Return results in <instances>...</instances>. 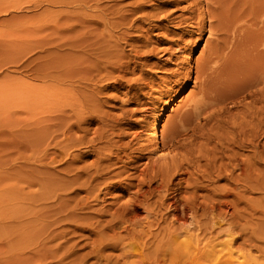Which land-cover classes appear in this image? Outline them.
<instances>
[{"label":"bare ground","instance_id":"6f19581e","mask_svg":"<svg viewBox=\"0 0 264 264\" xmlns=\"http://www.w3.org/2000/svg\"><path fill=\"white\" fill-rule=\"evenodd\" d=\"M89 1V0H88ZM95 1V0H94ZM93 1V2H94ZM99 2H102V1H100V0H98ZM152 0H150V2H151ZM158 1V0H157ZM156 1V2H157ZM160 1H162V0H160ZM170 1V4H175V5H179V4H181V2H183V3H185L186 5L184 6L183 4H181V5H183L184 7H179V11H180V13H178V14H174V15H176V16H172V20L174 21V20H177V22H176V24H178V26L180 27V26H183L182 24L184 23V25H185V23L186 24H189V25H187V26H192V27H194V25H197V29L196 30H198V31H203V30H201L202 28H204L203 27V25H204V23L206 22V21H208V33H209V35L210 36H213V38H214V36H215V40L212 42L213 44H214V46H212L213 48H211V45L209 46V50H208V53H207V51H206V53L207 54H205V57L203 56L202 58H200L199 60H197L196 61V63L194 64V69H195V71H194V73H195V77H194V80L195 81H197V84H198V86L201 88V91H199L201 94H200V99L198 100V103H197V101H195V99L193 100V102L195 101V103H197V104H194L193 102V105L194 106H191V107H189L190 108V110L188 109L187 111H184L183 110V112L182 113H180L178 116H177V113L175 114L176 116H177V118H176V120L178 119V122L176 121V124L174 125V128L170 131V133H168V136L166 137V138H169L168 140H169V142L167 143V142H164V140H167V139H164V140H162V138H161V140H159V131H160V129H159V127H160V118L159 117H157V116H159L158 114L156 115V117H154L155 118V121H154V123L152 124V127H150L151 128V130H152V143H153V148H154V151L153 152H151L150 150V153L148 152V151H146V152H148V154H149V156L150 157H146L145 156V160H144V163H141L142 165H143V167H139V165H141V164H139L138 165V167H137V165H135V164H133V163H135L138 159L140 160L141 158H144V156L142 155L141 157L138 155V158L135 160H132L133 162L130 164L129 163V161H127L129 164L128 165H125V166H128V167H125L124 165H122V168H124V173H125V169H129V171H130V169L133 171H130L129 173H131V174H128V175H126L125 176V178L123 179V178H120V179H122V180H116V175H118L120 172H118V169H117V172L115 171L113 174H114V176L116 177L115 178V180L116 181H105V178H104V173H102L103 172V170H107V169H109L110 170V168H111V166L112 165H115L116 163H118V164H120L119 162H121V161H119V159L121 158L120 156H119V153H121L122 154V152L124 151V149L123 150H119L120 148H118L117 146H115L116 148H115V150L118 148V153L116 152V153H111L113 150H112V148L106 153L105 152V150H103V152L104 153H102V151H101V149H100V151H97V150H94L96 153L95 154H93V155H95L96 156V154H97V156L95 157V159H94V161H91V163H89V164H87V165H83V166H75V162H76V160L73 158V156L72 155H70V153H75V152H73L72 151V147L74 148V144H76V143H74V142H77L78 144H82V142H83V138L85 137V134H83L82 136H80L81 138H82V140H80V138H78V136H77V138L75 139V138H73L72 136H74V135H72L71 134V131H72V129L73 128H77L78 130H80L79 128L82 126V128H83V124H90L95 118H96V116L97 115H93V113L91 114V113H87V114H89V115H87L86 113H85V111L83 110V108H81V109H79V107L80 106H82L81 105V102L79 101L80 99H83V97L82 96H79L78 95V93L80 92V94L82 95V93H81V91L82 90H85V88L86 89H88L87 88V86H91L93 89L95 88V87H93V85H91V84H94V83H91L90 84V82L92 81V80H94L95 81V78H93V76L95 77V76H98V74L100 73V71L102 70V69H104V67H103V65H108L107 64V57L108 58H110L108 55H107V57H106V59L104 58V61L106 62V64H104V61H102V56L103 55H99L100 57H101V59H99L94 65L92 64V65H90V66H87V64H85L84 65V67L82 66V64H83V62H84V60L86 61L87 59L86 58H88L89 56H91V54H92V52H91V54L88 56V54L87 53H90L88 50V52L87 51H85L84 50V48H83V46L82 45H79L78 43L77 44H75V42L73 43V42H71L70 41V39H68V40H66V41H69L67 44H61V45H63V47L61 48V47H59V50H61L62 49V51H61V53L63 54V61H62V59H60L59 61H62V63H59V64H61V66L62 67H60V68H63V69H61V70H63V72H59V66L56 64V62H55V65H51V67L52 68H50V65L48 66V69H49V71H50V73H51V75L49 76V74H47V76H49V78H48V80L50 79V83L48 82V81H46L47 80V78L45 79L44 77V82L46 81V82H48V83H46V84H48V85H44L43 87H38V86H35V84H31V83H27V82H25L24 83V81L23 80H19V82L17 81V85H15L14 87H10V88H8V85H7V89H5L4 91H3V95H1L0 97H2V102H4V104L5 103H7V104H11L14 108L13 109H15L16 111H14L13 113H12V106L10 105V107L8 108L7 106H5L6 107V109L8 108V109H10L11 111V114H10V112L9 111H7V113H9V114H7L6 112V116L3 114V112H2V114H3V118L5 119L6 117H7V121H8V119H9V121H8V124H11V121H10V119L12 120V119H14L15 121H18L17 123H16V125L18 126V127H16L15 126V129H16V132L13 130L14 129V124L15 123H13L12 125H4V126H6V127H9L10 126V128L11 127H13V129L11 130H9V128H8V131L9 132H6L7 131V129H4V130H6V131H2L1 133H2V135L3 134H6V135H12V137H13V132H15V136L17 137L16 138V143H17V147H15L14 145V148H16V155H17V158H19L17 161H19V162H21L20 164H19V162H18V164L19 165H17V168L18 169H20L21 171H23V169L27 166V169L28 170H26V168H25V170H26V173H27V171H29V169H31L32 167L34 168V166H36L35 164H34V159H36L37 157H38V155H37V157H35V153H37L38 151H40V152H43V154L41 155V154H39L41 157H44V158H40V162L42 163L43 162V164H45V165H48V164H46V163H57V162H59V161H61L60 160V158H59V156H60V154L62 155V157H64V159H66L65 157H68V158H70V156H72V158H71V160H69V161H67V160H65L66 162H63V159H62V162L63 163H65L64 164V167H60V166H58V167H60L61 169H58V167H57V169H58V173H60L59 175H61L62 174V178H63V184H61V182H59L57 185H60L61 187H57V188H55L57 191L58 190H60L59 192H55L54 191V193L51 195V197L53 198H50L51 200H53L52 202H53V204H54V202H55V206H59L60 204H62V209H64V211H65V213L63 214L62 213V215L64 216L65 215V218L68 220L67 222H71L72 224H70V226H68L69 225V223H68V225H66L67 227H71L70 229H68V230H65V232H71V234H72V232H75V230L76 231H78L77 229H79V230H81V231H86L87 232V234L89 235H91L92 234V237H93V235L95 236V238L94 239H91V237L90 236H88L87 238H90V244L87 242V244H89V247H90V251L89 252H86L84 255H88V254H90V255H92V256H96L95 258H97V260H98V258L99 259H101L102 261H104V264H264V248H260V244L262 243V242H264V236H262V235H264V233H261L262 235H259V233L257 234V232H255V229L253 228V227H251L252 229L250 230V228H248V230L249 231H247L246 230V228H245V226H244V228H245V230L244 231H246V232H244L243 230H240V225L237 223L236 224V221H234V220H236V219H234V218H238L236 215H239V214H235L234 215V213H235V211L234 212H229V204H228V200L229 199H227L228 197L227 196H229L232 192V194H231V196L232 195H234L233 196V198L234 199H231L232 201L234 200L235 202H237V205H235V206H237V207H239V203H240V201L242 202V196H241V192H244V190L246 189V187H249V188H247V190L248 189H252V187L254 186V185H257L256 184V182H257V174L259 173V170H260V167L257 165V163L254 161H252V160H250L251 158H255L256 156V152H255V150H254V152L253 153H249V154H251V155H247L245 158L244 157H242L241 158V156H242V154L239 152V150H240V148H243V147H246L247 145H245V142L244 141H239L240 139H238V141L240 142V143H238L237 144V142L235 141V140H237V139H233V144L235 145L236 144V146H234V147H236L237 149H235V151L233 150L231 153H227V148H229L228 146H229V144H230V142H231V140H230V142H228V144H226L225 145V142H224V145H219V146H217L216 148H214V146H212V142L210 143L211 144V146L213 147H211V149L212 150H210V151H208V150H206V149H204V150H206V152H205V154L203 155V153H204V151L203 152H200V153H202V156H204L205 158H203L202 157V159L204 160L205 159V162L202 164V165H194V160H196V162H195V164H197V163H200V161H197L198 159H193V158H195L194 157V155H192L193 153H195V152H197V151H195V152H192L193 151V149L195 150V149H197V146L198 147H200L201 146V144H202V141H200L201 142V144H199V145H197L196 146V148H195V146L194 145H196V143H194L195 142V138H194V136H193V132H194V135H195V130H197V129H200V128H202L203 126V128H205V126H207V125H205V124H208L207 122H209L210 123V120L211 121H214L215 120V118L217 119L218 118V116L221 114V113H219V107H221V108H223V105L220 103L221 101H220V99L223 101V97H228L229 98V96H230V94H232V93H230L229 95H227L226 94V92L228 91V93L229 92H231V89L230 88H232V91H233V94H235L234 93V88L233 87H231L233 84H234V82H233V84L230 86V84L232 83H230V81L227 79L228 78V75L229 74H227L226 72H225V68H224V64L226 63V65L227 64H229V63H227L228 62V60H231V61H235V59L236 60H238L237 59V56H239V51H238V49H239V44L241 43V42H243L244 40V37H243V35L244 34H246V33H244L243 31H244V24H243V18H241L242 16H241V13L242 12H244V11H240V9H241V7L240 6H244L245 4H248V5H250V6H253L254 8H257V6L258 5H256V7L254 6V4H256V3H258V2H256V0H234V1H232V0H169ZM240 1H243V3L241 4V2ZM258 1V0H257ZM78 2V1H77ZM83 2H86V1H83ZM91 2V1H90ZM98 2V3H99ZM123 2V1H122ZM145 2V1H144ZM147 2V1H146ZM153 2V1H152ZM163 2H164V0H163ZM240 2V4H238ZM256 2V3H255ZM97 3V4H98ZM104 3V2H103ZM131 3H132V1H131ZM133 3H135V1L133 2ZM138 3V2H137ZM154 3H155V1H154ZM153 3V5H155V4H157V5H159V3H155L154 4ZM81 4H82V2H81ZM106 4V3H105ZM114 4V3H113ZM115 4H118L117 2L115 3ZM114 4V5H115ZM120 4V3H119ZM118 4V5H119ZM128 4L129 3H127V6H128ZM149 4V3H148ZM147 4V5H148ZM169 4V3H168ZM204 4V6H205V8L204 9H202V7H204V6H202ZM262 4H264V3H262ZM84 5V4H83ZM101 5V4H100ZM100 5H98V6H100ZM109 5V4H108ZM126 5V4H125ZM130 5V4H129ZM135 5H137V4H135ZM140 5V4H139ZM137 6V7H134V8H131V7H128V9L129 8H131L130 10H125V9H121L123 12H120V13H117L118 11H119V9H118V11L116 10V8L115 7H113L112 8V10L115 8V10H116V13H114V11H113V13L115 14V16H113L112 18H113V20H111V22H110V20H109V24H110V26H111V28H109V29H112V30H109V31H111V34L110 35H107V34H109V32L107 33V28L108 27H106V29L107 30H105L106 31V33H104V30H102L103 31V35H102V38H101V40H103L102 42L103 43H107V47L103 44V45H101L100 44V42H99V44H100V46H96L95 48V50L97 51V53H98V51H99V49H100V52H104V51H108V53L107 54H109V55H111V56H113V54L116 56V58H114V59H116V61H114L113 63L114 64H112V66L114 67V68H116V69H114L115 71H117L116 72V74H117V77L119 78V80L120 79H122V74H125V73H122V72H126V73H128V66L126 67L127 69H123V68H121L120 66V62H122V60H123V47H125L126 45L127 46H129L131 49H133V51H134V61H135V57L136 58H139V53L140 52H138V51H140V50H136L135 48L138 46V44H137V46H135V42H140V39L139 40H137V39H135V40H133L134 38H136L135 36L137 35V33H138V31H146L147 32V30H148V28H145L144 27V25L145 24H148V26H150V28L151 29H153L154 27H158L159 25H158V22H160L163 18H166V17H168L167 15H168V13H165L166 12V9H167V7H166V9H165V7L163 6V5H161V3H160V6H155L154 8L152 7V5H151V7H152V9H149V8H147L148 9V11H145L144 10V8H142L141 6ZM93 6V5H92ZM97 6V5H96ZM96 7V8H98L99 9V7ZM121 6H123V5H121ZM133 6V5H132ZM144 6V5H143ZM102 7V6H101ZM100 7V8H101ZM104 7H105V5H104ZM109 7V6H108ZM110 7H112V5L110 6ZM116 7H118V6H116ZM120 7V6H119ZM147 7H149V5L147 6ZM94 8V7H93ZM103 8V7H102ZM123 8H124V6H123ZM258 8L260 9L259 11L261 12V14L259 15V20H258V23L260 24V27H259V34L256 36L257 38L255 39V41H254V39H253V42H255L253 45H254V52L253 53H255V55L257 56V54L258 53H261V55L262 54H264V8H260L259 6H258ZM97 9V10H98ZM106 9V8H105ZM108 9V8H107ZM111 9V8H110ZM110 9H108V10H110ZM101 10V9H100ZM100 10H98V11H100ZM103 10V9H102ZM149 10H151V11H149ZM173 10V9H172ZM252 10H254V9H250V11H251V13H253L252 12ZM257 10V9H256ZM84 11V10H83ZM168 11V10H167ZM103 12H104V10H103ZM103 12H99V15H97V16H99V18H101V21L99 20V19H95V20H97V22H99V24H101V25H105V26H108V25H106L107 23H106V21H105V19H107L108 18V16H109V14H107V18H105L104 19V17L106 16H104L103 17ZM108 12V11H107ZM106 12V13H107ZM110 12V11H109ZM138 12L140 13L139 15H138ZM169 12V11H168ZM173 12V11H172ZM171 12V13H172ZM85 13V12H84ZM100 13L102 14V17H100L101 15H100ZM105 12H104V14H106ZM112 13V14H113ZM137 13V15H136V17H134V16H132V15H135ZM160 14V13H162L161 15H159V17H156V15L157 14ZM176 13V12H175ZM98 14V13H97ZM248 14V13H247ZM247 14H246V12H245V16H247ZM254 14H257L256 12H254ZM89 15V14H88ZM172 15V14H171ZM201 15V16H200ZM243 15V14H242ZM243 15V16H244ZM257 15V16H258ZM73 16H75V15H73ZM77 16V15H76ZM81 16V15H80ZM84 16V15H83ZM91 16H93V15H91ZM91 16H89V18L91 17ZM96 16V15H95ZM184 16V17H183ZM252 16H253V14H252ZM255 16V15H254ZM253 16V17H254ZM68 17V16H67ZM86 17V16H85ZM88 17V16H87ZM86 17V18H87ZM132 17H134V18H132ZM155 17V18H154ZM72 18V17H71ZM88 18V19H89ZM98 18V17H97ZM152 18V19H151ZM158 18V19H157ZM170 17H168V19H169ZM68 19V18H67ZM66 19V20H67ZM91 19H93V18H91ZM91 19H89L90 20V23H93V20L91 21ZM109 19V18H108ZM111 19V18H110ZM246 19V18H245ZM254 20H256L255 18H253ZM257 19H258V17H257ZM73 20H78V19H76V17H75V19H73ZM84 20V19H83ZM89 20H87V21H89ZM99 20V21H98ZM171 20V18L168 20V21H170ZM69 21V20H68ZM152 21H154V22H156V24L155 23H153ZM245 21V20H244ZM71 22H72V20H71ZM95 22V21H94ZM96 22V23H97ZM139 22V23H138ZM251 22V21H250ZM255 22V21H254ZM254 22H253V24H254ZM78 23V22H77ZM83 23H85V22H83ZM88 23V22H87ZM138 23V24H137ZM169 23V22H168ZM173 23V22H172ZM245 23V22H244ZM246 23H247V21H246ZM256 23V22H255ZM79 24V23H78ZM89 24V23H88ZM87 24V25H88ZM98 24V23H97ZM171 24V23H170ZM174 24V23H173ZM175 24V25H176ZM71 25H73V24H71ZM77 25V24H76ZM82 25V24H81ZM92 25V24H91ZM96 25V24H95ZM100 25V26H101ZM162 25V24H161ZM252 24H250V26H251ZM255 25V24H254ZM257 25V24H256ZM75 26V25H74ZM80 26V25H79ZM93 26H94V24H93ZM97 26V25H96ZM99 26V25H98ZM97 26V27H98ZM109 26V27H110ZM177 26V27H178ZM257 26H259V25H257ZM72 27V26H71ZM70 27V28H71ZM146 27H147V25H146ZM165 27V26H164ZM246 27H248V26H246ZM254 27V26H253ZM256 27V26H255ZM87 28V27H86ZM93 28V27H92ZM103 28H105V27H101V29H103ZM160 28V27H159ZM190 28V27H189ZM195 28H196V26H195ZM258 28V27H257ZM73 29H75V27L73 28ZM88 30H89V28H87ZM96 29H98V28H96ZM133 30V29H135L137 32H136V34H134V38L132 39V37H133V35L131 36V34H130V30ZM150 29V30H151ZM164 29H166V28H164ZM205 29V28H204ZM246 29V28H245ZM68 30V29H67ZM131 30V32H135L134 30L132 31ZM149 30V31H150ZM154 30V29H153ZM159 30V29H158ZM246 30H249V29H246ZM253 30H254V28H253ZM255 30H257V29H255ZM70 31V30H69ZM74 31V30H73ZM72 31V32H73ZM98 31V30H97ZM101 31V30H100ZM100 31H99V33H100ZM191 31H193V30H191ZM190 31V32H191ZM71 32V33H72ZM79 32H81V31H79ZM78 32V33H79ZM86 32V31H85ZM90 32V31H89ZM92 32H96V31H92ZM114 32V33H113ZM197 32V31H196ZM246 32V31H245ZM75 33V32H74ZM140 33V32H139ZM139 33H138V35H139ZM148 33V32H147ZM146 33V34H147ZM198 33V32H197ZM199 33H201V32H199ZM203 33V32H202ZM241 33H243L242 35H241ZM249 33V32H248ZM253 33H255V32H252V36H254L253 35ZM69 34V33H68ZM89 34V33H88ZM87 34V35H88ZM133 34V33H132ZM145 34V32L143 33V36L142 37H144V36H147ZM251 34V33H250ZM72 35V34H71ZM86 34H84V35H82V36H85ZM86 35V36H87ZM97 35V34H96ZM137 35V36H138ZM248 35V34H247ZM69 36V35H68ZM78 37H79V35H77ZM81 36V35H80ZM90 36V38H91V36H95V35H93V34H91V35H88V37ZM139 36H141V35H139ZM138 36V37H139ZM252 36H251V38H252ZM66 37V36H65ZM77 37V38H78ZM88 37H85V38H88ZM97 37H100V36H96V38ZM255 37V36H254ZM68 38V37H67ZM70 38V37H69ZM84 38V39H85ZM93 38V37H92ZM91 38V39H92ZM246 38H248V37H245V40H247ZM66 39V38H65ZM79 39V38H78ZM83 39V40H84ZM89 39V38H88ZM94 39V38H93ZM93 39H92V41H93ZM100 39V38H99ZM98 39V40H99ZM144 39H146V38H143V40ZM152 39V38H151ZM72 40V39H71ZM81 40V39H80ZM86 40V39H85ZM142 40V41H143ZM155 40V39H154ZM213 39L211 38V41H212ZM251 40V39H250ZM250 40H248V41H250ZM47 41V40H46ZM49 41V40H48ZM56 41V40H55ZM135 41V42H134ZM184 41V40H183ZM182 41V42H183ZM208 41V40H207ZM206 41V42H207ZM40 42V41H39ZM42 42H45L44 40L42 41ZM51 42V41H50ZM57 42V41H56ZM55 42V43H56ZM63 42H64V40H63ZM80 42V41H79ZM90 42V41H89ZM96 42H97V40H96ZM121 42H123V44L125 45V46H123V44H121ZM148 42V41H147ZM154 42V41H153ZM245 42H247V41H245ZM34 43V42H33ZM32 43V44H33ZM41 43V42H40ZM48 43V42H47ZM58 43V42H57ZM60 43V42H59ZM91 43V42H90ZM93 44H94V42H92ZM143 43V42H142ZM144 43H146V40H144ZM148 43H150V42H148ZM147 43V44H148ZM152 43V42H151ZM249 43H251V41L249 42ZM42 45H43V43H41ZM50 44H53L52 42L50 43ZM81 44H85L86 45V43L83 41V43H81ZM97 44H98V42H97ZM175 44V43H174ZM178 44H179V42H178ZM212 44V45H213ZM243 44V43H242ZM34 45H35V43H34ZM33 45V46H34ZM45 45H46V42H45ZM60 45V46H61ZM89 45H91V44H89ZM140 45H141V43H140ZM149 46L151 45V44H148ZM246 45V44H245ZM247 45L249 46H251V44H248L247 43ZM23 46H25V45H23ZM22 46V47H23ZM33 46H31V48L33 47ZM39 46V45H38ZM37 46V47H38ZM52 46V45H51ZM92 46H94V45H92ZM91 46V47H92ZM142 46V45H141ZM140 46V47H141ZM176 46V48H173V47H170V48H173L174 50V52H177V54H179V57H180V54H182V53H184V51H186V47L185 46H183L182 45V47L181 46H177V45H175ZM174 46V47H175ZM242 46V45H241ZM43 47V46H42ZM85 47V46H84ZM91 47H90V50H91ZM108 47H110L109 49H107ZM139 47V48H140ZM152 47V46H151ZM245 47V46H244ZM25 48V47H24ZM23 48V49H24ZM39 48H41V47H39ZM57 48V47H56ZM61 48V49H60ZM89 48V47H88ZM126 48V47H125ZM124 48V49H125ZM130 48H126L127 49V51H128V49L130 50ZM147 48V47H146ZM154 49H153V51H155V50H158V49H155V48H157L156 46L155 47H153ZM169 48V47H168ZM167 48V49H168ZM169 48V49H170ZM241 48V47H240ZM246 48H248V47H246ZM251 48H252V46H251ZM250 47H249V49H251ZM34 49V48H33ZM54 49H55V47H54ZM87 49V48H86ZM93 49V48H92ZM125 49V50H126ZM142 49V48H141ZM148 49H149V47H148ZM151 49L152 48H150V51H151ZM164 49H166V47L164 48ZM164 49H163V51H164ZM169 49L167 50V51H169ZM243 49V48H242ZM47 50H48V48H47ZM52 50V49H51ZM143 50H144V48H143ZM160 50V49H159ZM243 50H247V49H243ZM252 50V49H251ZM50 51V50H49ZM91 51H94V50H91ZM125 52V53H127L128 54V52ZM131 51V50H130ZM132 51V52H133ZM146 51V50H145ZM238 51V53L236 54V52ZM47 52V51H46ZM95 52V51H94ZM143 51H141V53H142ZM152 52V51H151ZM165 52V51H164ZM170 52V51H169ZM174 52H172L171 51V54L172 53H174ZM204 52V51H203ZM246 52H248V50L246 51ZM250 53L249 54H251L252 52L251 51H249ZM45 53V52H44ZM59 54H60V51L58 52ZM79 53H80V56H79ZM96 53V52H95ZM130 53V52H129ZM148 53V52H147ZM48 54V53H47ZM62 54H60V55H62ZM81 54H87V56L88 57H86V55H85V59L83 60V62H82V57H84V55H82V57H81ZM94 54V53H93ZM106 54V53H105ZM149 54H151V53H149ZM168 54H170V53H168ZM242 54V53H241ZM240 54V55H241ZM248 54V55H249ZM46 55V54H45ZM51 55V54H50ZM53 55H55V54H53ZM59 55V56H60ZM96 55V54H95ZM97 55V57H99ZM125 55V54H124ZM146 55H148V54H146ZM174 55H176V54H174ZM243 55H244V53H243ZM48 56V55H47ZM94 56V55H93ZM142 56V55H141ZM151 56V55H150ZM170 56H172V55H170ZM242 56V55H241ZM256 56H255V58H256ZM44 57V56H43ZM46 57V56H45ZM48 57H50V56H48ZM56 57V56H55ZM78 59H77V58ZM92 57V56H91ZM104 57V56H103ZM131 57V56H130ZM133 57V56H132ZM130 58V60H132L133 61V58ZM178 57V56H177ZM249 57V56H248ZM251 57H252V55H251ZM254 57V56H253ZM258 58L257 59H259L260 58V56H257ZM51 58H53V57H51ZM128 58H129V54H128ZM166 58H169L168 56H166ZM171 58H173V57H171ZM175 58V57H174ZM244 58H246L245 56H244ZM262 58H264V57H262ZM261 58V59H262ZM58 59V58H57ZM89 59V58H88ZM94 59V58H93ZM96 59V58H95ZM98 59V58H97ZM180 59V58H179ZM256 59V60H257ZM260 59V61H262ZM31 60V59H30ZM29 60V61H30ZM37 60V59H36ZM35 60V61H36ZM47 60H50V58L49 59H47ZM90 60H92V59H90ZM109 60V59H108ZM111 60H113V58L111 59ZM111 60H109L110 62H111ZM129 60V59H128ZM164 60V59H163ZM170 60V59H169ZM225 61V60H227V62H222V61ZM239 60H241V58H239ZM238 60V61H239ZM245 60V59H244ZM248 59H246L244 62L246 63V61H247ZM250 60V59H249ZM26 61V60H25ZM57 61V60H56ZM88 61V60H87ZM86 61V62H87ZM96 61V60H95ZM134 61H133V64L132 65H134ZM176 61V60H175ZM242 61V60H241ZM20 62H21V60H20ZM46 62V61H45ZM44 62V63H45ZM53 62H54V60H53ZM127 62V61H126ZM136 63H138L137 62V60L135 61ZM179 62H181V61H179ZM230 62V61H229ZM237 62V61H236ZM248 62V61H247ZM258 62V61H257ZM27 63V62H26ZM28 63H30V62H28ZM28 63H27V65H28ZM40 63V62H39ZM48 63H50V62H48ZM90 63H91V61H90ZM123 63V62H122ZM124 63H125V61H124ZM123 63V64H124ZM130 63H132L131 61H130ZM178 63V62H177ZM234 63V62H233ZM233 63H231L232 65H233V67H234V64ZM252 63H253V61H252ZM252 63H250V64H252ZM262 63H264V62H262ZM32 64H33V62H32ZM35 64H38V63H35ZM126 64V63H125ZM128 64H129V62H128ZM128 64H126V65H128ZM153 64V63H152ZM180 64V63H179ZM179 64H177V65H179ZM237 63H235V65H236ZM242 64V63H241ZM249 64V63H248ZM259 64V63H258ZM257 64V65H258ZM22 65V64H21ZM31 65V64H30ZM29 65V66H30ZM41 65V64H40ZM88 65H89V63H88ZM111 65V64H110ZM109 65V66H110ZM129 65H131V64H129ZM131 65V66H132ZM154 65V64H153ZM243 65V64H242ZM253 65H256V63L254 64L253 63ZM260 65V66H259ZM258 66L259 67H261V64H259ZM25 66H26V64H25ZM24 65L22 66L23 67V70H24V67H25ZM28 66V67H29ZM37 66V65H36ZM43 66V65H42ZM108 66V67H109ZM111 66V67H112ZM123 66V65H122ZM130 66V67H131ZM228 66V65H227ZM231 65H229V67H230ZM237 66V65H236ZM239 66H240V64H239ZM250 66V65H249ZM28 67H25L26 69L28 68ZM31 67H33V66H31ZM44 67H47V63H46V66H44ZM177 67V66H176ZM181 67H183L182 65H181ZM253 67H255V66H253ZM259 67H256V69L258 70V68ZM262 67H264V66H262ZM20 68H21V66H20ZM30 68V67H29ZM43 68V67H42ZM105 68H107V66L105 67ZM110 68V67H109ZM109 68H107V69H109ZM184 68V67H183ZM186 68V67H185ZM193 68V67H192ZM231 68H232V66H231ZM236 68V67H235ZM237 68H238V66H237ZM33 69H35V68H33ZM36 69H37V67H36ZM41 69V68H40ZM107 69H104V71H106ZM119 69V70H118ZM131 69H132V67H131ZM169 69V68H168ZM178 70H179V68H177ZM173 70V71H171V69H170V73H167L168 75V77L167 78H169L170 76L172 77V79L169 81V79H165L166 81H165V84L164 85H167V84H169V83H174V84H178V83H180V81H182L181 79H184V81H188L190 78H191V73L193 72V71H191V67H190V70H188V68H186L187 69V71L186 72H179L178 70ZM247 69V68H246ZM32 70V69H31ZM42 70V69H41ZM46 70H47V68H46ZM110 70H112V68L110 69ZM133 70V69H132ZM184 70V69H183ZM228 70V69H227ZM230 70H232V69H230ZM236 70V69H235ZM234 70V72H236ZM239 70H241V69H239ZM244 70V69H243ZM249 70V69H248ZM255 70V69H254ZM20 71V70H19ZM28 71V70H27ZM35 72H36V70H34ZM38 71V70H37ZM49 71L47 70V72L49 73ZM103 71V73H104V75H106V73ZM119 71L122 73V74H118L119 73ZM135 71V70H134ZM245 71V70H244ZM253 71V70H252ZM29 72H30V69H29ZM32 72V71H31ZM41 72H43V70L41 71ZM44 72H45V70H44ZM111 72V71H110ZM131 72V71H130ZM137 72V71H136ZM166 72H168V70L166 71ZM223 72L224 73H226L227 74V78L226 79H224V77H223ZM239 71H237V73H238ZM241 72H243V71H241ZM241 72H240V77H241ZM255 73L257 72V71H254ZM258 72H260V70L258 71ZM257 72V73H258ZM262 72H264V71H261L260 73L261 74H264V73H262ZM24 73V72H23ZM37 73V72H36ZM40 73V72H39ZM90 73H91V76H90ZM112 73V72H111ZM133 73V72H132ZM131 73V74H132ZM230 73H231V71H230ZM247 73V72H246ZM251 73V72H250ZM250 73L248 74V75H250ZM253 73V72H252ZM259 73V74H260ZM113 74V73H112ZM129 74V73H128ZM139 74V73H138ZM169 74H170V76H169ZM238 74H236V75H238ZM260 74V75H261ZM41 75V74H40ZM44 75H45V73H44ZM43 75V76H44ZM85 75L87 76V77H85ZM101 75V74H100ZM107 75H108V72H107ZM133 75V74H132ZM131 75V76H132ZM135 75V74H134ZM140 75V74H139ZM245 75V74H244ZM248 75H247V77H248ZM254 75V74H253ZM257 75L258 74H255V76L257 77ZM90 76V77H89ZM111 76V75H110ZM109 76V77H110ZM143 76V75H142ZM224 76H226L225 74H224ZM262 76V75H261ZM261 76H260V78L258 77V81L260 80V79H262V78H264V77H262L261 78ZM31 77H34V76H31ZM38 77H40V76H38ZM108 77V78H109ZM115 77V76H114ZM117 77H115L116 79H117ZM125 77V76H124ZM139 77V76H138ZM144 77V76H143ZM232 77V76H231ZM231 77H229L231 80H232V78ZM239 77V79H241ZM252 77V76H251ZM256 77H255V79H256ZM35 78L36 79H38L36 76H35ZM41 78H42V76H41ZM60 78H63L64 80H61L60 81ZM93 78V79H92ZM134 78H136V77H134ZM150 78V77H149ZM149 78H147V79H145V80H148ZM243 78V77H242ZM249 78V77H248ZM254 77H252L250 80L251 81H248V82H252ZM80 79H87V80H89L90 82H89V84H87V85H85L84 84V86H81L80 85V83L79 82H81L80 81ZM98 79H99V77H98ZM97 79V80H98ZM107 79V78H106ZM105 79V80H106ZM110 79H112V78H110ZM114 79V78H113ZM124 79V80H123ZM122 80H123V82L125 81V78H123ZM129 79H131V78H129ZM128 79V80H129ZM132 79H133V77H132ZM131 79V80H132ZM138 79V78H137ZM141 79H144V78H141ZM245 78H243V80H244ZM42 80V79H41ZM65 80H68L69 82L71 81L72 83H73V81L75 80V82L76 83H78L77 85H75V87L76 88H74L73 86H72V84H69V83H65ZM77 80V81H76ZM86 80V81H87ZM97 80H96V82H97ZM101 80H103L102 78H101ZM135 80V79H134ZM139 80V79H138ZM162 80V82H163V80L164 79H161ZM161 80H159V81H161ZM248 80V79H247ZM257 80V79H256ZM262 80H264V79H262ZM261 80V81H262ZM14 81V80H13ZM116 81V80H115ZM118 81V80H117ZM136 81V80H135ZM240 81V80H239ZM261 81H259L258 83H262ZM59 82H64V86H60L59 85ZM67 82V81H66ZM83 82V81H82ZM88 82V81H87ZM93 82V81H92ZM133 82V81H132ZM138 82H141V83H143L142 82V80H140V81H138ZM138 82H136V83H138ZM146 82V81H145ZM169 82V83H168ZM242 82V81H241ZM244 82V81H243ZM254 82V81H253ZM253 82H252V85H253ZM257 81H255V83H256ZM35 83V82H34ZM125 83H127V82H125ZM130 83V82H129ZM129 83L127 84L128 86H129ZM135 83V84H136ZM158 83H160V82H158ZM240 83V82H239ZM238 83V84H239ZM257 83V84H258ZM61 84V83H60ZM65 84L67 85V86H65ZM117 84V83H116ZM121 84V83H120ZM133 84H134V82H133ZM140 84V83H139ZM151 84H154V82H153V79L151 80V81H147L146 83H144V87L146 86H151ZM173 84V85H174ZM245 84V83H244ZM249 85H247V86H250L251 84L250 83H248ZM257 84H255V85H257ZM131 85H132V83H131ZM170 85V84H169ZM239 85H241V84H239ZM46 86H48V87H46ZM95 86H97V85H95ZM118 86H120L119 85V83H118ZM117 86V87H118ZM123 86H125V84H123ZM135 86V85H134ZM153 86V85H152ZM151 86V87H152ZM158 86H159V84H158ZM163 86V85H162ZM244 86V85H243ZM242 86V87H243ZM254 86V85H253ZM252 86V87H253ZM65 87V88H64ZM102 87V86H101ZM105 87V86H104ZM114 87V86H113ZM112 87V88H113ZM131 87H133V85L132 86H130L129 88L128 87H126V90H125V92H123L124 94L123 95H125V96H127L124 100H129V95H131V94H133V93H130V90H131ZM141 87H143V86H141ZM170 87H172L171 85H170ZM234 87H235V85H234ZM236 87H237V85H236ZM235 87V88H236ZM246 87V86H245ZM245 87H244V89H245ZM259 87V86H258ZM5 88V87H4ZM96 88H98V87H96ZM95 88V89H96ZM116 88V85H115V87H114V89ZM123 88V87H122ZM121 88V89H122ZM134 88V87H133ZM166 88H168V87H166ZM238 88V87H237ZM246 88H248V87H246ZM90 89V88H89ZM95 89H94V91H95ZM103 89V88H102ZM102 89L100 90V91H102ZM120 89V88H119ZM139 89V88H138ZM227 89H229V90H227ZM92 90V89H91ZM97 90V89H96ZM133 90V89H132ZM131 90V91H132ZM140 90H142V88H140ZM165 90H167V89H165ZM246 91H247V89H245ZM244 90V91H245ZM118 91H120V90H118ZM117 90H116V92H118ZM136 91H138L139 92V90H136ZM261 91H264V90H261ZM83 92V91H82ZM91 92V91H90ZM89 92V93H90ZM97 92V91H96ZM104 92V91H103ZM135 92V91H134ZM240 92V91H239ZM84 93V92H83ZM87 93V92H86ZM91 93H93V92H91ZM98 93V92H97ZM122 93V92H121ZM145 93V92H144ZM165 93V92H164ZM167 93H169V92H167ZM222 93H225V96L222 94ZM241 93H243V92H241ZM240 93V94H241ZM248 93V92H247ZM100 94V93H99ZM99 94H98V96H99ZM140 94H141V92H140ZM147 94V93H146ZM162 94V93H161ZM166 94V93H165ZM261 94V96H262V92L260 93ZM76 95H78L77 97H82V98H75V96ZM92 95H95V94H92ZM91 95V96H92ZM122 95V96H123ZM134 95H135V98H137V100H136V103H142L141 101H143L142 99H140V97H136L137 95H138V93H134ZM163 95V94H162ZM170 95V94H169ZM168 95V96H169ZM237 95H238V93H236V95H234V96H236L237 97ZM244 95V94H243ZM256 95V94H255ZM255 95H253V97L255 96ZM84 96H86V95H84ZM117 96V95H116ZM141 96V95H140ZM161 96V95H160ZM165 96V95H164ZM233 95L232 96H230V97H232V100H233V97H234ZM260 96V97H261ZM89 97H90V94H89ZM88 97V93H87V97H85V98H89ZM94 97H96V96H94ZM130 97H132V95L130 96ZM156 97H158V96H156ZM85 98H84V100H85ZM91 98V97H90ZM96 98H98V101H99V97H96ZM95 98V101H97V99ZM134 98V97H133ZM170 98V97H169ZM228 98L226 99V100H228ZM1 99V98H0ZM79 99V100H78ZM92 99V98H91ZM107 99V98H106ZM118 99V98H117ZM121 99V98H120ZM120 99H119V101H120ZM123 99V98H122ZM144 99V98H143ZM154 99V98H153ZM156 99V98H155ZM159 100H160V98H158ZM171 99V98H170ZM198 99V98H197ZM196 99V100H197ZM224 99V100H225ZM230 99V98H229ZM261 99V98H260ZM94 100V99H93ZM114 100V99H113ZM225 100V101H226ZM255 100H256V98H255ZM86 101H87V99H86ZM85 101V102H86ZM89 101H91L90 99H89ZM105 101V100H104ZM129 101H131V99L129 100ZM129 101H127V102H129ZM171 101V100H170ZM180 101V100H179ZM2 102H1V104H2ZM85 102L83 103V100H82V103H83V105L85 104ZM94 102V101H93ZM100 102V101H99ZM116 102V101H115ZM121 103L120 104H122V101H120ZM232 102V101H231ZM230 102V103H231ZM248 102H249V100H248ZM90 103V102H89ZM98 103V102H97ZM123 103H126L125 101L123 102ZM130 103V102H129ZM152 103H154V102H152ZM222 103H225V102H222ZM243 103V102H242ZM241 103V104H242ZM253 103H254V101H253ZM258 103V102H257ZM4 104H2V105H4ZM86 104H88V102H86ZM95 104V103H94ZM143 104H145L144 102H143ZM157 104V103H156ZM156 104H154V105H156ZM233 104V103H232ZM250 104V103H249ZM256 104V103H255ZM259 104V103H258ZM6 105V104H5ZM45 105H47V107H48V105L49 106H51V107H49V109H51L50 111H52V109L54 110V108L56 107V109H57V107L59 108V106L61 107L58 111H61L60 112V114H59V112L57 113V111L55 110L52 114H53V116H52V114L50 113V119H48V120H46V121H44V119L43 118H41V116L39 117V118H41V119H39V118H37V116L39 115L38 114V112L40 111V109H42V107L44 106V108H45ZM98 105V104H97ZM138 105V104H137ZM219 105V106H218ZM222 105V106H221ZM226 105V104H225ZM254 105V104H253ZM42 106V107H41ZM79 106V107H78ZM85 106H87V105H85ZM90 106V105H89ZM122 106V105H121ZM217 106V107H216ZM231 106V105H230ZM238 106V105H237ZM245 107H248V106H246V105H244ZM2 108L4 107V106H1ZM0 107V108H1ZM5 107H4V109H5ZM41 107V108H40ZM46 107V108H47ZM54 107V108H53ZM67 107H69V109L67 108ZM93 107V106H92ZM97 107V106H96ZM124 107V106H123ZM193 107V108H192ZM218 109H216V108ZM38 108H40L39 110H38ZM66 108H67V110H66ZM88 108V107H87ZM99 108V107H98ZM144 108V107H143ZM146 108V107H145ZM144 108V109H145ZM153 108V107H152ZM221 108H220V111H221ZM226 108V107H225ZM48 109V110H49ZM94 109V108H93ZM147 109V108H146ZM216 109V110H215ZM234 109V108H233ZM255 109V108H254ZM257 109V108H256ZM38 110V111H37ZM45 111L46 109H42V111ZM81 110H83V112L81 111ZM86 110H89V109H86ZM92 110V109H91ZM95 110V109H94ZM102 110V109H101ZM125 110V109H124ZM124 110H123V112H124ZM150 110H151V108H150ZM211 110V111H210ZM225 110V109H224ZM228 110V109H227ZM226 110V111H227ZM232 110V109H231ZM236 110V109H235ZM238 110V109H237ZM240 110V109H239ZM245 110H247V109H245ZM250 110V109H249ZM260 110H262L261 108H260ZM47 111V110H46ZM50 111H47V112H50ZM133 111V110H132ZM226 111H224V112H226ZM230 111V109L227 111V113ZM251 111V110H250ZM87 112V111H86ZM91 112V111H90ZM94 112V111H93ZM127 112H129V110L127 111ZM136 112V111H135ZM149 112V111H148ZM161 112V111H160ZM178 112V111H177ZM207 112H210L209 114H206L205 115V113H207ZM233 112V111H232ZM242 112H243V110H242ZM247 112H248V110H247ZM252 112V111H251ZM86 114L85 116L83 115V114ZM95 113V112H94ZM101 113V112H100ZM150 113H154V112H150ZM150 113H148V114H150ZM223 113V112H222ZM236 113V112H235ZM38 114V115H37ZM47 114H49V113H47ZM102 114V113H101ZM128 114V113H127ZM130 114V113H129ZM132 115H133V113H131ZM156 114V113H155ZM155 114L153 115V116H155ZM219 114V115H218ZM229 114V113H228ZM232 114V113H231ZM231 114H229V115H231ZM234 114V113H233ZM243 114H245V113H243ZM252 114V113H251ZM37 115V116H36ZM100 115V114H99ZM124 115V114H123ZM126 115V114H125ZM124 115V116H125ZM131 115V116H132ZM147 115V114H146ZM161 115V114H160ZM202 115H205V118H203V116ZM256 115H258V113H256ZM102 116V115H101ZM104 116H106V115H104ZM152 116V117H153ZM201 116H202V118L204 119V120H202V122L203 123H201L200 122V124L198 125V121L201 119ZM224 116H225V114H224ZM226 116H228L227 114H226ZM235 116V115H234ZM243 116V115H242ZM260 116V115H259ZM42 117H44L45 118V116H42ZM95 117V118H94ZM220 117V116H219ZM231 117V116H230ZM254 117H255V115H254ZM1 118V117H0ZM47 118V117H46ZM101 118V117H100ZM99 118V119H100ZM146 118V117H145ZM154 118H153V120H154ZM227 118V117H226ZM239 118H242V117H240L239 116ZM249 118H250V115H249ZM262 118H264V117H262ZM43 119V120H42ZM244 119V118H243ZM3 120V119H2ZM1 120V121H2ZM43 121L44 122V124H43V122H42V124H41V122L40 121ZM98 120V119H97ZM105 120H106V118H105ZM105 120H104V122H105ZM112 120H113V118H112ZM142 120V119H141ZM147 120V119H146ZM145 120V121H146ZM220 120V119H219ZM236 120H237V118H236ZM240 120V119H239ZM258 120V119H257ZM4 121V120H3ZM2 121V122H3ZM102 121V120H101ZM144 121V120H143ZM151 121V120H150ZM173 121V120H172ZM218 121V120H217ZM221 121V120H220ZM226 121V120H225ZM229 121V120H228ZM259 121H261V120H259ZM1 122V123H2ZM10 122V123H9ZM12 122H13V120H12ZM98 122V121H97ZM116 123H117V121H115ZM214 122H216V121H214ZM230 122V121H229ZM231 122H233L234 123V121H231ZM242 122V121H241ZM19 123V124H18ZM108 123V122H107ZM110 123H112V121L110 122ZM205 123V124H204ZM219 123V122H218ZM226 123H227V125H228V122L226 121ZM226 123H224V124H226ZM233 123H229L230 125H232ZM245 123H246V120H245ZM255 123V122H254ZM113 124V123H112ZM172 124V123H171ZM197 124V125H196ZM214 124V127L215 126H217V124L215 125V123H213ZM222 124V123H221ZM224 124H222V125H220V124H218L220 127L221 126H223ZM237 125V123L235 122L234 123V127ZM248 124V123H247ZM262 124H264V123H262ZM1 125V124H0ZM3 125V124H2ZM106 125V124H105ZM115 125V124H114ZM193 126V125H195V127L197 126H199L200 127V125H202V127H200V128H197V129H195L194 127H190V126ZM240 125V124H239ZM238 125V126H239ZM246 125V124H245ZM253 125V124H252ZM3 126V128H6V127H4ZM85 126V125H84ZM100 126V125H99ZM104 126V125H103ZM151 126V125H150ZM166 126V125H165ZM171 126H173V125H171ZM213 126V125H212ZM218 126V127H219ZM225 126V125H224ZM229 126V125H228ZM115 127V126H114ZM209 127V126H208ZM211 127V126H210ZM214 127H213V129H212V127H211V129H212V132H214L215 130H214ZM217 127V128H218ZM219 127V128H220ZM226 127V126H225ZM230 127H232V126H229V128ZM2 128V127H1ZM86 128V127H85ZM84 128V129H85ZM88 128V127H87ZM86 128V129H87ZM110 128V127H109ZM108 128V129H109ZM112 128V127H111ZM195 130H194V129ZM207 128V127H206ZM223 128V127H222ZM238 130H240L238 127H236ZM250 128V127H249ZM253 128V127H252ZM85 129V130H86ZM102 129H104V128H102ZM101 129V130H102ZM113 129V128H112ZM120 129V128H119ZM210 129V128H209ZM207 130V131H210L209 133H210V135L212 134V136H214V134L211 132V130ZM235 129V128H234ZM234 129H233V131H234ZM241 129H243V128H241ZM3 130V129H2ZM100 130V131H101ZM214 130V131H213ZM217 130V129H216ZM220 130H221V128H220ZM227 130H229V129H227ZM236 130V129H235ZM237 130V131H238ZM250 130V129H249ZM10 131H13V132H10ZM87 131V130H86ZM105 131V130H104ZM109 131V130H108ZM189 131H191V132H189ZM199 132H202L203 130H198ZM198 131H197V133H198ZM204 131H206V130H204ZM204 131H203V133H204ZM222 131L223 132H225L224 131V129H222ZM230 131V130H229ZM97 133H98V131H96ZM102 132H103V130H102ZM102 132H100V135H98L97 133V135H93V136H91V138L92 137H94V138H90L91 140L88 142V143H90V144H85V141H84V144L86 145L85 147L87 148V147H89L90 148V146H91V144H93L94 143V139H95V136H97V138H99V139H102V136H101V133ZM110 132V131H109ZM112 132H114V131H111V133ZM161 132V131H160ZM218 132V131H217ZM221 132V131H220ZM222 132V133H223ZM231 133H232V129H231V131H230ZM229 132V134L231 135V133ZM240 132V131H239ZM13 133V134H12ZM40 134V136H38L37 137V135H39ZM74 133V132H73ZM86 133V132H85ZM89 132L87 131V134H88ZM190 133V134H189ZM208 133V134H209ZM234 133V132H233ZM232 133V134H233ZM237 133V132H236ZM90 134V133H89ZM105 134H107V133H105ZM121 134V133H120ZM136 134V133H135ZM139 134V133H138ZM187 134H189L190 136H191V139H190V141H189V139H188V137H186L185 135H187ZM200 134V133H199ZM220 134V133H219ZM225 134H228V133H225ZM228 134V135H229ZM235 134V133H234ZM233 134V137L236 135H234ZM241 134V133H240ZM240 134H238V136L240 135ZM244 134V133H243ZM243 134H241V135H243ZM248 134V133H247ZM107 135H109V134H107ZM113 135V134H112ZM117 135V134H116ZM179 135H184L185 137H186V139H185V137H184V139L187 141L188 140V143L187 144H183V142H182V144L181 145H178L177 144V141L178 140H181V139H183L181 136V139L178 137ZM188 135V136H189ZM196 135H198V134H196ZM201 135L202 134H200V136L198 135V136H196L197 138L199 137H201ZM215 135H216V133H215ZM218 135V134H217ZM216 135V136H217ZM230 135H229V137H230ZM252 135V134H251ZM76 136V135H75ZM138 136V135H137ZM204 136H207V135H203L202 137H204ZM211 136V138H217L216 136H214V137H212ZM221 136V135H220ZM232 136V135H231ZM237 136V135H236ZM237 136V137H238ZM8 137V136H7ZM107 137V136H106ZM108 137H110V136H108ZM107 137V138H108ZM134 137H136V135L134 136ZM178 137V139H176ZM208 137H209V135H208ZM223 137H225V138H227L226 137V135L225 136H223L222 135V138ZM228 137V138H229ZM232 137V138H233ZM239 137H242V136H239ZM238 137V138H239ZM251 137V136H250ZM253 137V136H252ZM255 137H257L256 135H255ZM260 137V136H259ZM1 138V137H0ZM2 138H6L5 136L4 137H2ZM15 138V137H14ZM121 138V137H120ZM119 138V139H120ZM139 138V137H138ZM141 138V137H140ZM164 138V137H163ZM190 138V137H189ZM193 138V139H192ZM211 138H204L205 140H204V143L205 142H207L208 143V141H210L209 139H211ZM218 138H219V136H218ZM227 138V139H228ZM8 139H9V137H8ZM203 139V138H202ZM206 139H207V141H206ZM226 139V140H227ZM231 139V138H230ZM255 139V138H254ZM2 140V139H1ZM0 140V141H1ZM12 140H13V138H12ZM45 140V141H44ZM103 140H104V138H103ZM103 140H101L102 142H104ZM109 140V139H108ZM106 138H105V144L107 145V143L109 142ZM143 140V139H142ZM147 140V139H146ZM212 140V139H211ZM213 140H215V139H213ZM217 140V139H216ZM215 140V141H216ZM221 140V139H220ZM220 140H217V142L218 141H220ZM224 141H225V139H223ZM7 141V140H6ZM5 141V142H6ZM14 141V140H13ZM11 142V139H10V143H15V141L14 142ZM82 141V142H81ZM132 141V140H131ZM141 141V140H140ZM194 141V142H193ZM197 141V140H196ZM229 141V140H228ZM3 142H4V140H3ZM44 142V143H43ZM95 142H96V140H95ZM98 142V141H97ZM99 142H100V140H99ZM107 142V143H106ZM119 142V141H118ZM144 142V141H143ZM199 142V141H198ZM197 142V143H198ZM221 142H223V141H220V143ZM227 142V141H226ZM15 143V144H16ZM43 143V144H42ZM87 143V142H86ZM101 143V142H100ZM112 143V142H111ZM114 143V142H113ZM112 143V144H113ZM117 143V142H116ZM121 143V142H120ZM136 143V142H135ZM138 143H139V141H138ZM142 143V141L140 142V144ZM193 143H194V145H193ZM219 143V142H218ZM232 143V142H231ZM256 143V142H255ZM96 144V143H95ZM126 143H124V145H125ZM128 144H129V142H128ZM130 144H132V143H130ZM142 144H145V143H142ZM223 144V143H222ZM252 148L254 147L255 148V146H254V143H253V139L251 138L250 139V141H249V143H248ZM261 144V143H260ZM83 145V144H82ZM97 145V144H96ZM106 145H104L103 144V146H101L102 148L104 147V148H107V147H105ZM109 145H111V144H109ZM114 145V144H113ZM116 145V144H115ZM119 145V144H118ZM127 145V144H126ZM139 145V144H138ZM190 145V147H191V145H193L194 146V148H192V150H190L189 149V146ZM202 145H204V144H202ZM209 144H205V146L207 147ZM213 145H216V144H213ZM228 145V146H227ZM52 146V147H51ZM79 146V145H78ZM95 146V145H94ZM93 146V147H94ZM128 146H130V145H128ZM140 146L141 145H139V149H142V148H140ZM178 146H183L184 148H188V151H187V153H188V156L190 157V156H193L192 158H187V156H185L184 158H180V157H178V153H179V155H181L182 156V154H183V152L184 151H180L179 149H177V147ZM8 147V146H7ZM53 148L54 150L56 149V151L57 150H59V152L57 151H52V149H50L51 150V154H47V150L49 149V148ZM77 147V146H76ZM75 147V148H76ZM84 147V146H83ZM92 146H91V148H93ZM99 147V146H98ZM98 147L96 146L95 148H97L98 149ZM109 147V146H108ZM113 147V146H112ZM119 147H120V145H119ZM124 147H126V146H124ZM137 147V146H136ZM145 147V146H144ZM151 147V146H150ZM149 147V148H150ZM182 147V150L184 149ZM202 147V146H201ZM200 147V148H201ZM210 147V146H209ZM209 147H207V149L209 148ZM260 147V146H259ZM6 148V147H5ZM11 148V147H10ZM9 148V149H10ZM13 147H12V149H14ZM71 148V152H69V149ZM79 148H80V146H79ZM103 148V149H104ZM114 148V147H113ZM123 148V147H122ZM152 148V149H153ZM178 148H180L181 149V147H178ZM203 148H205L204 146L202 147V149ZM248 148V147H247ZM253 148V149H254ZM7 149V148H6ZM11 149V150H12ZM88 149V148H87ZM86 149V150H87ZM145 149V148H144ZM143 149V150H144ZM252 149V150H253ZM49 150V151H50ZM74 150V149H73ZM83 150V149H82ZM85 150V152L87 153V151ZM92 150V149H91ZM90 149H88V152H90L91 151ZM112 150V151H111ZM137 151H138V147H137V149H136ZM146 150V149H145ZM148 150V149H147ZM177 150H179V151H177ZM190 150V151H189ZM197 150H199V148L197 149ZM8 151V150H7ZM15 152V149L14 150H12V152ZM111 151V152H110ZM122 151V152H121ZM140 151V150H139ZM142 151V150H141ZM201 151V150H200ZM231 151V150H230ZM242 151V150H241ZM9 152H11L10 150H9ZM9 152L7 153L6 151L4 152V153H7L8 154V156H9ZM12 152L10 153L11 155H12ZM78 152V151H77ZM115 152V151H114ZM181 152H182V154H181ZM186 152V151H185ZM190 152H191V154H190ZM1 154H2V152H0ZM80 153H82V152H80ZM92 153H94L93 151H92ZM124 153V152H123ZM142 153H144V152H142ZM199 153V154H200ZM245 153V152H244ZM76 154V153H75ZM78 154V153H77ZM125 154V153H124ZM186 154V153H185ZM185 154H183V155H185ZM196 154V153H195ZM15 155V156H16ZM80 155V154H79ZM83 155H85V153L83 154ZM187 155V154H186ZM196 155H198V152H197V154ZM195 155V156H196ZM258 155V154H257ZM2 156H4V155H2ZM14 155H12V157H13ZM136 156V155H135ZM134 156V157H135ZM200 156H201V154H200ZM199 156V157H200ZM244 156V155H243ZM7 157V156H6ZM10 157V159H11V161L15 158V157H13V159L11 158V156H9ZM9 157H7L8 159H9ZM57 157L59 158V159H57ZM61 157V158H62ZM76 157V156H75ZM78 157V156H77ZM80 158L82 157V155L81 156H79ZM4 158V157H3ZM7 158L5 159H3V161H7ZM16 158V159H17ZM196 158H198V157H196ZM260 158V157H259ZM0 159H1V156H0ZM20 159H21V161H20ZM48 159V162L46 161V160ZM77 159V158H76ZM79 159V158H78ZM2 160V159H1ZM1 160H0V162H1ZM15 160V159H14ZM13 160V161H14ZM83 160V159H82ZM93 160V159H92ZM120 160H122V159H120ZM138 160V161H139ZM199 160H201V159H199ZM257 160V159H256ZM10 161V160H9ZM116 161H119V162H116ZM123 161H125V160H123ZM141 161V160H140ZM202 161V160H201ZM16 162V161H15ZM14 162V163H15ZM143 162V161H142ZM40 163V164H41ZM61 162H59V164H60ZM2 164V163H1ZM77 164V163H76ZM127 164V163H126ZM137 164V163H136ZM201 164V163H200ZM6 165H8V164H6ZM16 165V164H15ZM29 165H32V167L31 168H29L28 166ZM61 166H63V164H60ZM3 166H4V162H3ZM52 166H54V165H52L51 164V167ZM10 167L12 168V167H14V165L13 166H11V164H10ZM16 167V166H15ZM37 167H38V165H37ZM41 167V166H40ZM44 167H47V166H44ZM43 167V168H44ZM113 167V169H114V166H112ZM116 167V166H115ZM120 167H121V165H120ZM1 168V167H0ZM4 168V167H3ZM17 168L15 169L17 172H18V170H17ZM33 168L31 169V170H33ZM47 169H49V168H47ZM56 169V168H55ZM54 169V167H53V171L55 170ZM9 170V169H8ZM43 170V169H42ZM45 171H46V169H44ZM120 170H122V169H120ZM119 170V171H120ZM3 171V170H2ZM5 171V170H4ZM7 171V170H6ZM10 171V170H9ZM14 171V170H13ZM16 171H14V174H15V172ZM35 171H36V169H35ZM113 171V170H112ZM127 171V170H126ZM261 171V170H260ZM16 172V173H17ZM48 172H49V170H48ZM55 172H57V171H55ZM54 172V173H55ZM105 172V171H104ZM111 172V171H110ZM25 173V171H24V173L23 172H18L16 175L17 176H15L16 178H15V183H14V192H12V193H14V195L15 194H17L16 196H20L22 199H25V201L26 202H28L29 204H28V206L30 205V202H29V200L31 201V207H32V204H36V202H33L34 201V198L36 197H34L33 196V193H34V195H35V189H34V186H32L33 184H35L36 185V183H33V181L35 182L36 180L34 179L33 181H32V171L30 172L31 173V176H30V180H29V177L27 176V174ZM35 173V172H34ZM46 173V172H45ZM54 173H51L50 172V174L52 175V174H54ZM109 173V172H108ZM112 173V172H111ZM111 173H109V174H111ZM115 173H117L116 175H115ZM123 173V172H122ZM122 173H120L121 175H122ZM3 176H4V174H3V172L1 173ZM6 174V173H5ZM8 174V173H7ZM22 174H26V175H22ZM57 174V173H56ZM113 174H111V175H113ZM246 174H248L247 175V177H249V182L247 181V182H245V179L244 178H246ZM1 175V176H2ZM34 175V174H33ZM40 175V174H39ZM42 175H43V173H42ZM41 175V176H42ZM50 175V176H51ZM55 175V174H54ZM105 175H107V174H105ZM11 176H13V175H11ZM25 176H27V178H25ZM46 176V175H45ZM56 176V175H55ZM108 176V175H107ZM110 176V175H109ZM108 176V179L110 178ZM106 177V176H105ZM111 177H113V176H111ZM121 177V176H120ZM124 177V176H123ZM178 177V178H177ZM4 178H6V176H4L3 177V179ZM12 177H10V179H11ZM43 178V177H42ZM51 178L52 177H50L49 179L51 180ZM56 177H54V179H55ZM58 178V177H57ZM56 178V181L58 182L59 180ZM107 178V177H106ZM119 178V177H118ZM117 178V179H118ZM177 178V180H175ZM260 178V177H259ZM9 179V178H8ZM48 179V178H47ZM48 179V180H49ZM54 179H52L53 181H54ZM60 179V178H59ZM221 179H223L224 181H225V183H224V185L223 186H219L216 182L219 180H221ZM248 179V178H247ZM0 180H1V177H0ZM5 180V179H4ZM13 180V179H12ZM107 180V179H106ZM175 180V181H174ZM38 181V180H37ZM36 181V182H37ZM40 181V180H39ZM44 181V180H43ZM61 181V180H60ZM135 181V182H134ZM259 181H260V179H259ZM8 182H10V181H8ZM41 182H42V180H41ZM44 182H47L46 181V179H45V181ZM55 182V181H54ZM54 182H53V185L54 186H56L55 184H54ZM105 182H107L106 184H107V186L105 187V189H106V192L104 191V193H103V191H101L100 189H102V188H99L98 187V185L99 184H102V183H105ZM7 183V182H6ZM38 183H40V182H38ZM49 183V182H48ZM50 185H51V182L49 183ZM105 184V185H106ZM217 184V185H216ZM2 185V184H1ZM8 185V186H7ZM9 185H11V184H4V186H5V189H4V191L5 192H7V193H11L10 191H12V185L11 186H9ZM45 185H47L48 186V184L46 183ZM52 185V186H53ZM104 185V184H103ZM31 186L33 187V188H31ZM99 186H102V185H99ZM227 186V187H226ZM228 186H229V188L231 187L232 188V190H231V188L229 189L228 188ZM12 187V188H11ZM41 187H42V185H41ZM44 187V186H43ZM51 187V186H50ZM104 187V186H103ZM25 188H27L28 189V191L26 192V191H24V190H27V189H25ZM49 188V187H48ZM48 188H46L47 189V191H49V193H51L50 191L53 189V188H51V189H48ZM31 189L32 190H34V191H31ZM38 189V188H37ZM40 189V188H39ZM55 189H53V190H55ZM111 189H116V190H119L118 192V194L116 195V196H114L113 197V194L112 195H110V196H112L113 197V201L111 202V204L109 205V206H111V207H108V208H106V206H104L103 208H101V207H99L98 206V204L100 203V201L102 200V202H103V200H105V199H102V197H101V195L102 194H110V191H112ZM133 189V190H132ZM40 190H42V188L40 189ZM52 190V191H53ZM229 190H231L230 192H229ZM253 190V189H252ZM1 191V190H0ZM3 191V192H4ZM38 191V190H37ZM43 191V190H42ZM202 191H206V193H204L203 194V192ZM32 192V193H31ZM39 192V191H38ZM46 192V191H45ZM199 192H202V194H199ZM44 193V192H43ZM42 193V194H43ZM81 193H83V195H81ZM111 193H114V192H111ZM230 193V194H229ZM245 193V192H244ZM1 194V193H0ZM4 194V193H3ZM6 194V193H5ZM36 194H38V193H36ZM46 194H48L47 192H46ZM116 194V193H115ZM103 196V195H102ZM107 196V195H106ZM5 197V196H4ZM8 197V196H7ZM12 197V196H11ZM18 198V199H21V198ZM104 197V196H103ZM109 197V196H108ZM15 198H17V197H15ZM15 198H14V200H15ZM38 198V197H37ZM43 198V197H42ZM41 198V199H42ZM49 198V197H48ZM48 198H46L45 197V199L47 200ZM124 198V199H123ZM245 198V197H244ZM9 199H11V198H9ZM59 199V201H57ZM112 199V198H111ZM8 200V199H7ZM12 200H13V197H12ZM13 200V201H14ZM17 200V199H16ZM43 200V199H42ZM45 200V201H46ZM9 201V200H8ZM20 201V200H19ZM22 202H24L23 200H21ZM20 201V202H21ZM37 201H38V199H37ZM41 201V200H40ZM48 201H49V199H48ZM33 202V203H32ZM44 202V201H43ZM101 202V203H102ZM105 202H106V200H105ZM109 202H110V200H109ZM109 202H107V203H109ZM229 202H231V201H229ZM244 202V201H243ZM242 202V203H243ZM250 202V201H249ZM252 202V201H251ZM16 203H18V202H16ZM90 203H93V204H90ZM14 204V203H13ZM13 204H11V205H13ZM232 204V206H233V204H234V202H231L230 203V205ZM241 204V203H240ZM19 205H20V203H19ZM49 205H52V204H49ZM96 206L97 205V208L96 207H94L93 208V206ZM104 205V204H103ZM247 205V204H246ZM7 206V205H6ZM15 206H16V204H15ZM15 206H13V207H15ZM17 206H18V204H17ZM16 206V207H17ZM26 206V205H25ZM40 206V205H39ZM43 206V205H42ZM48 206V205H47ZM100 206H101V204H100ZM241 206V205H240ZM20 207H22L21 208V212H23V210H24V207H23V204H22V206H20ZM19 206H18V208H20ZM27 207V206H26ZM31 207H29V208H26V209H31ZM35 207V206H34ZM44 207H46V206H44ZM53 207V206H52ZM99 207V208H98ZM112 207H114V209H112ZM255 207V206H254ZM261 207V206H260ZM8 208H9V206H8ZM38 208V207H37ZM48 208H50L49 206H48ZM54 208V207H53ZM61 208V207H60ZM60 208H57V210L58 209H60ZM234 208V207H233ZM244 208V207H243ZM257 208V207H256ZM5 209V208H4ZM45 209V208H44ZM52 209V208H51ZM235 209H240V208H235ZM6 210V209H5ZM11 210H12V208H11ZM16 210V209H15ZM50 210V209H49ZM53 210V209H52ZM51 210V211H52ZM241 210H242V207H241ZM26 212H27V210H25ZM24 211V212H25ZM34 211V213H35V211H36V207L34 208V210H31V212H33ZM45 211H48V209L47 210H45ZM60 211V210H59ZM63 211V210H62ZM232 211H233V209H232ZM244 211H245V208L242 210V212L244 213ZM252 211H256V210H253V208H252ZM251 211V212H252ZM258 211V210H257ZM12 212V214H14V212L13 211H11ZM17 212V210L15 211V213ZM24 212L22 213L23 215H24ZM31 212H27L28 214H30ZM50 212V211H49ZM241 212V213H242ZM19 212H17V214H18ZM25 214V216L26 215H28V214ZM42 213V212H41ZM44 214H45V212H43ZM54 213H56V212H54ZM249 213V212H248ZM253 213V212H252ZM31 214H33V213H31ZM30 214V215H31ZM47 214V213H46ZM45 214V215H46ZM51 214V213H50ZM259 214V213H258ZM262 214V213H261ZM16 214H14L13 216H15ZM20 215V213L18 214V216ZM23 215H21V216H23ZM29 215V216H30ZM33 215H36V214H33ZM37 215H39V214H37ZM36 215V216H37ZM53 215V214H52ZM55 215V214H54ZM57 215V214H56ZM61 215V214H60ZM233 215L234 216H236V217H233ZM255 215H257V214H255ZM8 216V215H7ZM18 216L16 217L17 219H19L18 218ZM28 216V217H29ZM32 216V215H31ZM30 216V217H31ZM47 216V215H46ZM46 216L44 217V218H46ZM51 216V215H50ZM104 216H107L108 217V219H102V217H104ZM248 216V215H247ZM251 216V215H250ZM20 217V216H19ZM27 217V216H26ZM26 217H22V219H20V220H22L23 222H24V220H23V218H25L26 219ZM55 217V216H54ZM61 217V216H60ZM106 217V218H107ZM240 217V216H239ZM252 217V216H251ZM8 218H11V216L9 217L8 216ZM14 218V217H13ZM21 218V217H20ZM42 218H43V215H42ZM105 218V217H104ZM241 218H243L242 220H244V216L242 217V214H241ZM257 218V217H256ZM259 218V217H258ZM5 219V218H4ZM30 219V218H29ZM28 219V220H29ZM37 219V218H36ZM48 219V218H47ZM49 219H51V218H49ZM48 219V220H49ZM57 219V218H56ZM58 219H59V217H58ZM66 219H64V221L66 220ZM246 219V218H245ZM12 220V219H11ZM16 220V219H15ZM14 220V221H15ZM32 220V219H31ZM30 220V221H31ZM34 220V219H33ZM53 220V219H52ZM61 221H63L62 220V218L60 219ZM89 221V225H84L85 224V222H83V221ZM240 220V219H239ZM19 221V220H18ZM54 221H56L55 219H54ZM80 221H82L83 223H81ZM249 221H252V220H250L249 219ZM258 221V220H257ZM21 222V221H20ZM26 222H27V219H26ZM34 222L35 223H38V219H37V222L34 220ZM43 222V221H42ZM60 222V221H59ZM66 222V221H65ZM238 222V221H237ZM247 222H248V220H247ZM16 223H17V220H16ZM16 223H14V225L16 224ZM25 223V222H24ZM24 223H22V225H24ZM28 223H31V222H29L28 221ZM50 223V222H49ZM62 223V222H61ZM251 223V222H250ZM252 223H254L253 221H252ZM258 223V222H257ZM45 224H47V222L45 223ZM67 224V223H66ZM236 224V225H235ZM254 224H256V223H254ZM9 225V224H8ZM31 225V224H30ZM41 225H43V224H41ZM40 225V226H41ZM51 225V224H50ZM54 225V227H55V225H56V223H54L53 224ZM52 225V226H53ZM58 225V224H57ZM59 225H60V223H59ZM58 225V226H59ZM243 225H245V224H243ZM34 226V225H33ZM43 226H45V225H43ZM47 226H49V225H47ZM65 226V227H66ZM236 226H238L239 227V229H238V227L236 228ZM248 226H249V224H248ZM255 226H257V225H255ZM22 227H24V226H22ZM32 227V226H31ZM54 227H50V229L53 231V228ZM57 227V226H56ZM55 227V228H56ZM19 228V227H18ZM42 228V227H41ZM48 228V230H49V227H47ZM55 228H54V233H58V231H59V229L57 230V228H56V230L57 231H55ZM262 228V227H261ZM20 229V228H19ZM33 229V228H32ZM44 230H45V228H43ZM61 229V228H60ZM236 229H238V230H240L239 232H237L236 231ZM29 230V229H28ZM31 230V229H30ZM29 230V231H30ZM35 230V229H34ZM259 230H262V229H259ZM22 231V230H21ZM33 231V230H32ZM50 231V230H49ZM61 232H62V230H60ZM60 231H59V233L58 234H60ZM64 231V230H63ZM81 231H79V232H81ZM27 232V231H26ZM43 232V231H42ZM45 232H47V229H46V231H44L43 233H45ZM67 232V233H68ZM261 232V231H260ZM22 233V232H21ZM20 233V234H21ZM25 233V232H24ZM28 233V232H27ZM49 233H52V232H49ZM48 233V234H49ZM54 233H52V236H48V237H53V236H55V238H58V239H60L59 237H56V234L55 235H53ZM33 234V233H32ZM35 234H37V233H35ZM63 234L64 233H62L61 234V237L63 236ZM66 234V233H65ZM76 235H77V233H75ZM83 234V233H82ZM86 234V235H87ZM22 235H23V233H22ZM22 235H20L21 237H22ZM25 235V234H24ZM27 235L28 234H26V239H27ZM31 234H29V236H30ZM39 235V234H38ZM43 235V234H42ZM51 235V234H50ZM66 235H68V234H66ZM86 235H84L83 236V238L84 237H86ZM18 236H19V233H18ZM17 236V237H18ZM32 236V235H31ZM35 236V235H34ZM37 236V235H36ZM44 236H46V234L44 235ZM68 236H70V234L68 235ZM79 236V235H78ZM82 236V235H81ZM80 236V237H81ZM39 237H41L40 235H39ZM39 237L38 238H35V239H39ZM47 237V236H46ZM66 237V236H65ZM65 237H63V238H65ZM73 236H71L70 238H72ZM25 238V236H23V239ZM74 238H76L75 236H74ZM23 239L21 240V241H23ZM44 239V238H43ZM42 239V240H43ZM46 239V238H45ZM52 239V238H51ZM51 239H48V241L50 242V240ZM66 240H68L67 238H65ZM64 239V240H65ZM77 239V238H76ZM78 239H79V237H78ZM241 239V242L240 243H238L237 242V240L239 241ZM15 240L16 239H14V243H15ZM56 240V239H55ZM65 240V242L64 243H66L67 241ZM83 240V239H82ZM81 240V241H82ZM19 241V240H18ZM18 241H16V242H18ZM28 241H31V240H27V242ZM53 241H54V239H53ZM70 241V240H69ZM68 241V242H69ZM85 241H86V239H85ZM26 242V243H27ZM35 242V241H34ZM49 242H47V243H49ZM61 242H63V241H61ZM236 242H237V246L235 245V246H233L234 245V243L236 244ZM258 242H261L259 245H258ZM52 243V242H51ZM71 243V242H70ZM13 244V243H12ZM17 244V243H16ZM40 244V243H39ZM42 244V243H41ZM58 244V243H57ZM56 244V246L55 247H58V245ZM60 244H62V243H60ZM59 244V247L61 248L62 246ZM75 244V243H74ZM73 244V245H74ZM22 245H23V243H22ZM21 245V246H22ZM30 245V244H29ZM29 245H26L27 247H29ZM45 245H46V243H45ZM76 245H77V242H76ZM79 245V244H78ZM85 245V247H87V245H86V243L84 244ZM83 245V246H84ZM91 245V246H90ZM262 245V244H261ZM19 246V245H18ZM26 246H24L23 248L24 249H26ZM33 246V245H32ZM44 246V245H43ZM49 248H50V246L49 245H47ZM65 246V245H64ZM72 246V245H71ZM31 247V246H30ZM35 247H36V245H35ZM70 247V246H69ZM74 247V246H73ZM246 247V248H245ZM32 248V247H31ZM43 248V247H42ZM47 248L48 249V251H50V249L52 248ZM54 248V247H53ZM60 248H58V250L60 251ZM40 249V248H39ZM44 249H46L45 247H44ZM43 249V250H44ZM62 249V248H61ZM70 249V248H69ZM72 249H74V248H72ZM106 249H110V250H112L111 252H113L114 250H116V251H118V253H114V254H105V251H106ZM251 249H255L256 250V254H253V252H251L250 250ZM22 250V249H21ZM34 250V249H33ZM41 250V249H40ZM53 249H51V251H52ZM57 250V249H56ZM64 250V249H63ZM66 250V249H65ZM71 250V249H70ZM75 250V249H74ZM254 250V251H255ZM24 251V250H23ZM36 251H38V249L36 250ZM35 251V252H36ZM48 251H46V252H48ZM59 251H56V252H59ZM73 251V250H72ZM64 252H65V254H66V251H63V254H64ZM43 253V252H42ZM44 253H45V251H44ZM49 253V252H48ZM47 253V254H48ZM51 253V252H50ZM53 253V252H52ZM67 253H69L70 255L73 253H71V252H67ZM76 253V252H75ZM35 254V253H34ZM54 254V253H53ZM52 254V255H53ZM56 254V253H55ZM59 254V253H58ZM94 254V255H93ZM19 255V254H18ZM26 255H28V254H26ZM25 255V256H26ZM46 255V254H45ZM44 255V256H45ZM49 255V254H48ZM80 255V254H79ZM86 255V256H87ZM16 256H17V254H16ZM38 256H40V255H38ZM42 256V255H41ZM64 256V255H63ZM14 257V256H13ZM21 257V256H20ZM19 257V258H20ZM30 257V256H29ZM45 257H47V256H45ZM44 257V258H45ZM55 257V256H54ZM54 257H53V259H54ZM56 257H57V255H56ZM77 257V256H76ZM15 258V257H14ZM23 258V257H22ZM21 258V259H22ZM38 258H42V257H38ZM71 258V257H70ZM82 258V257H81ZM86 258V257H85ZM94 258V259H95ZM24 259V258H23ZM29 259V258H28ZM31 259V258H30ZM78 259V258H77ZM76 259V260H77ZM7 260V259H6ZM5 259H4V261H6ZM14 260V259H13ZM12 260V261H13ZM25 260H27V257H26V259ZM40 260H42V259H40ZM46 260V259H45ZM58 260V259H57ZM3 261V260H2ZM12 261H10V262H12ZM15 261V260H14ZM28 261V260H27ZM70 261V260H69ZM68 261V262H69ZM15 262H19V261H15ZM32 262V261H31ZM34 262H35V260H34ZM41 262V261H40ZM73 262V261H72ZM82 262V261H81ZM80 262V263H81ZM25 263H27V262H25ZM28 263H29V261H28ZM42 263V262H41ZM75 263V262H74ZM79 262H78V264H80ZM94 263V262H93ZM17 264V263H16ZM22 264H24V262L22 263ZM102 264V263H101Z\"/></svg>","mask_w":264,"mask_h":264},{"label":"rangeland","instance_id":"374dc122","mask_svg":"<svg viewBox=\"0 0 264 264\" xmlns=\"http://www.w3.org/2000/svg\"><path fill=\"white\" fill-rule=\"evenodd\" d=\"M78 1V2H77ZM83 1H86V2H83ZM91 1V2H90ZM94 0H0V94L1 95H3L2 93H3V91L5 90V89H7V85H8V88H12V87H14L15 85H17V81L19 82V80L21 81V80H23L24 81V83L25 82H27V83H31V84H35V86H38V87H43L46 83H48L49 81H50V79L48 80V78H49V76L51 75V73H50V71H49V69L50 68H52L51 67V65L53 64V65H55V62H56V64L59 62V63H62V61H63V52L61 53V51H62V47H63V45L64 44H67L69 41H66V40H68V39H70V41L71 42H75V44H79V45H82L83 46V48H84V50L85 51H89L90 53H87L88 54V56L91 54V52H92V54H91V56H87V54H81V57H82V55H84V57H82L83 59H82V62H83V60L86 58V57H88V58H86L87 60V62L84 60V62H83V64H82V66L84 67V65L85 64H87V66H90V65H94L99 59H101V57L99 56V55H103L102 56V61H104V58L106 59V57H107V55L110 57V58H108L107 57V64L108 65H106L107 66V68H109V69H107V68H105L106 66L105 65H103V67H104V69H107L106 71H104V69H102L101 71H100V73L98 74V76H93V78H95V81L94 80H92L91 82L89 81V80H87V79H80V81L81 82H79L80 83V85L81 86H84V84L85 85H87V84H89V82H90V84L91 83H94V84H91V85H93V87H98V88H94L95 89V91H94V89L91 87V86H87V88L88 89H86L85 88V90H82L81 91V93H82V95L80 94V92L78 93V95L79 96H82L83 97V99H80V98H82V97H77L78 95H76L75 96V98L77 99V98H79L78 100L81 102V105L82 106H78L79 107V109H81V108H83V110L85 111V113L87 114V113H93V115L95 116V115H97L96 116V118L90 123V124H83V128H82V126L79 128L80 130H78L77 128H73L72 129V131H71V134L72 135H74V136H72L73 138H77V136H78V138H80V140H82V138L80 137V136H82L83 134H85V137L83 138V142H82V144L80 145V144H78L77 142H74V143H76V144H74V148L72 147V151L73 152H75V153H70V155H72L73 156V158L76 160V162H75V166L77 165L78 167L81 165V166H83V165H87V164H89V163H91V161H94V159H95V157L97 156V154H96V156L95 155H93V154H95L96 152L94 151V150H97V151H100V149H101V151H102V153H104L103 152V150H105V152L107 151H109L111 148H112V152L111 153H116L117 151H118V148H120L119 150H123L124 149V153L122 152V154L121 153H119V156L121 157L120 159H122V160H120L119 159V161H121V162H119V161H116V162H119L120 164H118V163H116L115 165H112V166H114V169H113V167L111 166V168H110V170L109 169H107V170H103V172L102 173H104V178H105V181H116V180H122V179H120V178H125V176L126 175H128V174H131L133 171L130 169V171H132L131 173H129L130 171H129V169H125V173H124V168L125 167H128V166H125V165H128L129 163L131 164L133 161L132 160H136L137 158H138V155L141 157L142 155L144 156V158H141L139 161L137 160L135 163H133V164H135V165H137V167H138V165L139 164H141V163H144V160H145V156L146 157H150L149 156V154H148V152L150 153V151L151 152H153L154 151V146H153V143H152V130H151V128L150 127H152V124L154 123V121H155V118L154 117H156V115L158 114L159 116H157V117H159L160 118V127H159V129H160V131H159V140H161V138H162V140H164V139H167V140H164V142H169V138H166L167 136H168V133H170V131L174 128V125L176 124V121L178 122V119L176 120V118H177V116L180 114V113H182L183 112V110L184 111H187L188 109L190 110V108L189 107H191V106H194L193 105V103L194 104H197L198 103V100L200 99V92L199 91H201V88L198 86V84H197V81H195L194 80V77H195V73H194V71H195V69H194V64L196 63V61L197 60H199L200 58H202L203 56L205 57V54H207L208 53V50H209V46L211 45V48H213L212 46H214V44L212 43L214 40H215V36H214V38H213V36H210L209 35V33H208V21H206L205 23H204V25H203V27L205 28H202L201 30H203V31H198V30H196L197 29V25H194V27H192V26H187V25H189V24H186L185 23V25H184V23L182 24L183 26H178V24H176V22H177V20H172V16L174 17V16H176V15H174V14H178V13H180V11H179V7L181 8V7H184L186 4L185 3H183V2H181V4H183V5H181V4H179V5H173V4H170V1L169 0H164V2H163V0L162 1H160V0H152L151 2H150V0H100V1H102V2H99L98 0H95L94 2H93ZM123 1V2H122ZM131 1H132V3H131ZM135 1V3H133ZM145 1V2H144ZM147 1V2H146ZM154 1H155V3H159V5H157V4H155L154 3ZM157 1V2H156ZM232 1H234V0H232ZM81 2H82V4H81ZM99 2V3H98ZM104 2V3H103ZM120 3L119 5L118 4H115V3ZM138 2V3H137ZM241 2V4L243 3V1H240ZM240 2L238 3V4H240ZM256 2H258V3H256ZM256 4H254V6L256 7V5H258L260 8L262 7V8H264V4H262V3H264V0H256ZM98 3V4H97ZM106 3V4H105ZM115 5H114V4ZM127 3H129L128 4V6H127ZM149 3V4H148ZM153 3L155 4V5H153ZM160 3H161V5H163L164 7H165V9H166V7H167V9H166V12L165 13H168V17H170L171 18V20L170 21H168L169 19H168V17H166V18H163L160 22H158V27L156 28V27H154L153 29H151L150 28V26H148V24H145L144 25V27L145 28H148V30H147V32L146 31H138V33H139V35H141V36H139L138 35V33H137V35L139 36H135L136 38H134V34H136V30L135 29H133L135 32H131V30L129 31L130 32V34H131V36L133 35V37H132V39L133 40H135V39H137V40H139L140 39V42H135V46H137V44H138V46L135 48L136 50H140V51H138V52H140L139 53V58H136L135 57V61L137 60V62L138 63H136L135 61H134V51H133V49H131L129 46H125L124 44H123V42H121V44H123V46H125L126 48L128 47V48H130V50L128 49V51H127V49L125 48V47H123V60H122V62L124 63V61H125V63L126 64H128V62H129V64H133V61H134V65H126L125 63L123 64L122 62H120L121 64V68H125V69H127L128 70V73H126V72H122V73H125V74H122L120 71H119V75L120 74H122L121 76H122V79L123 78H125V81L123 82V80L122 79H120L119 80V78L117 77V74H116V72L117 71H115L114 69H116V68H114L113 66H112V64H114L115 62L114 61H116V59H114V58H116V56L113 54V56H111V55H109V54H107L108 53V51L106 50V51H104V52H100V49H99V51H98V53H97V51L95 50L96 48V46L98 47V46H100V44L101 45H105L106 47H107V43H103L104 41L103 40H101V38H102V35H103V31L102 30H104V33H106V31L105 30H107V33L109 32V34H107V35H110L111 34V31H109V30H112V29H109V28H111V26H110V22H111V20H113V16H115V14L114 13H116V10L118 11V9H119V11L117 12V13H120V12H123L124 10L123 9H127V10H130L131 8H134V7H137L139 4V6H141L142 8H144V10L145 11H148V9L147 8H149V9H152V7L154 8L156 5L157 6H160ZM169 3V4H168ZM84 4V5H83ZM101 4V5H100ZM109 4V5H108ZM126 4V5H125ZM135 4H137V5H135ZM149 5V7H147L148 5ZM93 5V6H92ZM98 5H100V6H98L99 7V9L98 8H96ZM104 5H105V7H104ZM112 5V7H110ZM121 5H123L124 6V8H123V6H121ZM133 5V6H132ZM144 5V6H143ZM151 5H152V7H151ZM103 8H102V7ZM109 6V7H108ZM116 6H118V7H116ZM120 6V7H119ZM156 6V7H157ZM202 6H204V4L202 5ZM258 6H257V8H254L253 6H250V5H248V4H245L244 6H240L241 7V9H240V11L242 12V11H244V12H242L241 13V18H243L242 20V22H243V24H244V33H246V34H244L243 35V37H244V41L243 42H241L240 44H239V49H238V51H239V56H237V59L239 60V58H241V60H236L235 59V61H231V60H228V62H227V60H223L222 62H227V63H229V64H227L226 65V63L224 64V68H225V72L227 73V74H229L228 75V78H227V74L226 73H224L223 72V77H224V79H228L229 81H230V86L233 84V82H234V84L231 86V87H233L234 88V93L235 94H233V91H232V88H230L231 89V92H229L228 93V91L226 92V94L227 95H229L230 93H232V94H230V96H234V95H236V93H238V95H237V97L236 96H234L233 97V100H232V97H230L229 96V98L226 96V97H223L224 99L226 98H228V100H224L223 99V101L220 99V103L223 105V108H221V107H219L218 109H219V113H221L219 116H218V118L216 119L215 118V120L214 121H216V122H214V121H211L210 120V123L209 122H207L208 124H205V125H207V126H205V128H203L202 127V125H200V127H202V128H200L199 126L197 127H195V125H191L190 127H194L195 129H197V128H200L201 130H206V131H204V133H203V131L202 132H199L198 130H200V129H197V130H195L194 128V130H195V135H194V132H193V136H194V138H195V142L194 143H196V145H194V143H193V145L195 146V148H196V146L197 145H199V144H201V142L200 141H202V144H204V145H202L201 144V146L203 147H205V148H203L202 149V147L200 148V147H198L197 146V149L199 148V150H197V149H193V151L192 152H195V151H197L198 152V155H196L197 154V152H195V153H193L192 155H194V157L195 158H193V159H198L197 161H200V163H197V164H195V162H196V160H194L195 162H194V165H202L204 162H205V157L204 156H202V153H200V152H203L204 151V153H203V155L205 154V152H206V150H208V151H210V150H212L211 149V147L212 146H214V148H216L217 146H219V145H224V142H225V145L226 144H228V142H230V140H231V142H230V144H229V148H227V153H231L233 150L235 151V149H237L236 147H234V146H236V144L234 145L233 144V139L235 138V139H237V140H235L236 142L238 141V139H240L239 141L241 142V141H244L245 142V145H247L246 147H243V148H240V150H239V152L242 154V156H241V158L242 157H246L247 155H251V154H249V153H253L254 152V150H255V152H256V157L253 159V158H251L250 160H252L253 162L255 161L256 163H257V165L260 167V170H259V173L257 174V182H256V184L257 185H254L253 187H252V189L250 188V189H248L247 190V188H249V187H246V189L244 190V192H241V196H242V202L240 201V203H239V207H237L238 205H237V202H235L234 200L232 201L231 199H234L233 198V196L234 195H232L231 196V194L233 193L232 191V188H231V190H229V192L231 193H229L230 195L229 196H227L228 198L227 199H229L228 200V204H229V212H234L235 211V213H234V215L237 213V214H239V215H236L238 218H234V219H236V220H234V221H236V224L238 223L239 225H240V230H245V228H246V230L247 231H249L248 230V228H250V230L252 229L251 227H253L254 229H255V232H257V234L259 233V235H262L261 233H264V124H262V123H264V118H262V117H264V91H261V90H264V80H262V79H264V78H262V77H264V74H261L260 72L261 71H264V67H262V66H264V63H262V62H264V58H262V57H264V54H262L261 55V53H258L257 54V56H260V58L259 59H257L258 57L255 55V53H253L254 51V43L255 42H253V39H254V41H255V39L257 38L256 36L259 34L258 32V30H259V27H260V24L258 23V20H259V15L261 14V12L259 11L260 9L258 8ZM94 7V8H93ZM101 7V8H100ZM113 7H115L116 8V10H115V8L112 10V8ZM128 7H131V8H129L128 9ZM106 8V9H105ZM110 9V10H108V9ZM123 10H121V9ZM205 8V6L204 7H202V9H204ZM254 9V10H252V12L253 13H251V11H250V9ZM100 10L101 12H103V10H104V12L106 13L107 11V13L106 14H104V12H103V17H104V19L105 18H107V14H109V16H108V18L107 19H105V21H106V25H108V26H105V25H101V24H99V22L101 21V18H99V16H97V15H99V12L100 11H98V10ZM103 9V10H102ZM173 9V10H172ZM257 9V10H256ZM84 10V11H83ZM169 12H168V11ZM110 11V12H109ZM113 11H114V13H113ZM149 11H151V10H149ZM173 11V12H172ZM85 12V13H84ZM172 12V13H171ZM176 12V13H175ZM245 12H246V14H247V16H245L244 14H245ZM254 12H256L257 14H254ZM98 13V14H97ZM113 13V14H112ZM89 14V15H88ZM140 13L138 12V15H139ZM162 13H158L157 15H156V17H159V15H161ZM172 14V15H171ZM244 16H243V15ZM252 14H253V16H252ZM259 14V15H258ZM73 15H75V16H73ZM77 15V16H76ZM81 15V16H80ZM84 15V16H83ZM91 15H93V16H91ZM96 15V16H95ZM100 17H102V14L100 13ZM136 15H137V13L135 14V15H132V16H134V17H136ZM137 15V16H138ZM258 15V16H257ZM68 16V17H67ZM87 18H86V17ZM89 16H91L90 18H89ZM201 16V15H200ZM72 17V18H71ZM75 17H76V19H78V20H73V19H75ZM98 17V18H97ZM102 17V18H103ZM113 17V18H112ZM134 17H132V18H134ZM184 17V16H183ZM257 17H258V19H257ZM68 18V19H67ZM91 19V18H93V19H91V21L93 20V23H90V20L89 19ZM111 18V19H110ZM155 18V17H154ZM246 18V19H245ZM253 18H255L256 20H254ZM67 19V20H66ZM84 19V20H83ZM95 19H99L98 21L99 22H97V20H95ZM152 19V18H151ZM158 19V18H157ZM69 20V21H68ZM71 20H72V22H71ZM87 20H89V21H87ZM109 20H110V22H109ZM245 20V21H244ZM95 21V22H94ZM246 21H247V23H246ZM251 21V22H250ZM256 23H255V22ZM79 24H78V23ZM83 22H85V23H83ZM89 24H88V23ZM98 24H97V23ZM153 23H155L156 24V22H154V21H152ZM169 22V23H168ZM174 24H173V23ZM245 22V23H244ZM253 22H254V24H253ZM139 23V22H138ZM137 23V24H138ZM171 23V24H170ZM71 24H73V25H71ZM77 24V25H76ZM82 24V25H81ZM88 24V25H87ZM92 24V25H91ZM93 24H94V26H93ZM98 26H96V25ZM162 24V25H161ZM176 24V25H175ZM250 24H252L251 26H250ZM259 25V26H257V25ZM75 25V26H74ZM80 25V26H79ZM101 25V26H100ZM146 25H147V27H146ZM72 26V27H71ZM105 27V28H103V29H101V27ZM110 26V27H109ZM165 26V27H164ZM178 26V27H177ZM195 26H196V28H195ZM246 26H248V27H246ZM254 26V27H253ZM256 26V27H255ZM71 27V28H70ZM75 27V29H73ZM89 28V30L87 29V28ZM93 27V28H92ZM106 27H108L107 29H106ZM160 27V28H159ZM190 27V28H189ZM258 27V28H257ZM96 28H98V29H96ZM164 28H166V29H164ZM249 29V30H246V29ZM253 28H254V30H253ZM68 29V30H67ZM151 29V30H150ZM159 29V30H158ZM255 29H257V30H255ZM70 30V31H69ZM74 30V31H73ZM98 30V31H97ZM101 30V31H100ZM132 30V31H133ZM150 30V31H149ZM191 30H193V31H191ZM73 31V32H72ZM79 31H81V32H79ZM86 31V32H85ZM90 31V32H89ZM92 31H96V32H92ZM99 31H100V33H99ZM113 31V30H112ZM191 31V32H190ZM198 33H197V32ZM246 31V32H245ZM72 32V33H71ZM75 32V33H74ZM79 32V33H78ZM145 32V34L147 35V36H144V37H142L143 36V33ZM199 32H201V33H199ZM203 32V33H202ZM249 32V33H248ZM252 32H255V33H253V35L255 36H252ZM69 33V34H68ZM89 33V34H88ZM114 33V32H113ZM133 33V34H132ZM251 33V34H250ZM72 34V35H71ZM84 34H88V35H91V34H93V35H95V36H91V38L93 39V41H92V39L90 38V36L88 37V35L86 36H82V35H84ZM98 36H100V37H97L96 38V36L97 35ZM102 34V35H101ZM243 33H241V35H242ZM248 34V35H247ZM69 35V36H68ZM77 35H79V37L77 36ZM81 35V36H80ZM66 36V37H65ZM251 36H252V38H251ZM68 37V38H67ZM70 37V38H69ZM79 39H78V38ZM85 37H88V38H85ZM245 37H248V38H246L247 40H245ZM66 38V39H65ZM86 40H85V39ZM100 38V39H99ZM143 38H146V39H144V40H146V43H144V40H143ZM152 38V39H151ZM211 38L213 39L212 41H211ZM72 39V40H71ZM81 39V40H80ZM84 39V40H83ZM99 39V40H98ZM155 39V40H154ZM251 39V40H250ZM45 41L46 42V45H45V42H42V41ZM47 40V41H46ZM49 40V41H48ZM58 42H56V41ZM63 40H64V42H63ZM96 40H97V42H98V44H97V42H96ZM143 40V41H142ZM184 40V41H183ZM208 40V41H207ZM248 40H250L251 41V43H249L250 41H248ZM43 43V45L40 43ZM53 43V44H50L51 42ZM80 41V42H79ZM83 41L86 43V45L85 44H81V43H83ZM91 43H90V42ZM103 41V42H102ZM150 42V43H148V42ZM154 41V42H153ZM183 41V42H182ZM207 41V42H206ZM245 41H247V42H245ZM35 43V45H34V43ZM48 42V43H47ZM56 42V43H55ZM60 42V43H59ZM92 42H94V44L92 43ZM99 42H100V44H99ZM143 42V43H142ZM152 42V43H151ZM178 42H179V44H178ZM33 43V44H32ZM137 43V44H136ZM140 43H141V45H140ZM151 44L150 46L148 45V44ZM175 43V44H174ZM243 43V44H242ZM247 43L248 44H251V46H252V48H251V46L249 45H247ZM61 44H63V45H61ZM89 44H91V45H89ZM213 44V45H212ZM246 44V45H245ZM23 45H25V46H23ZM34 45V46H33ZM39 45V46H38ZM52 45V46H51ZM61 45V46H60ZM92 45H94V46H92ZM175 45H179V46H181L182 47V45L183 46H185L187 49H186V51H184V53H182V54H180V57H179V54H177V52H174L175 50L173 49V48H176V46ZM242 45V46H241ZM23 46V47H22ZM31 46H33L32 48H31ZM38 46V47H37ZM43 46V47H42ZM85 46V47H84ZM92 46V47H91ZM141 46V47H140ZM152 46V47H151ZM157 47V48H155V49H158V50H155V51H153V47ZM175 46V47H174ZM245 46V47H244ZM25 47V48H24ZM39 47H41V48H39ZM54 47H55V49H54ZM57 47V48H56ZM59 47H61L60 49L61 50H59ZM89 47V48H88ZM90 47H91V50H94V51H91L90 50ZM140 47V48H139ZM147 47V48H146ZM148 47H149V49H148ZM166 47V49H164ZM170 47H173V48H169ZM241 47V48H240ZM246 47H248V48H246ZM249 47L252 49H249ZM24 48V49H23ZM34 48V49H33ZM47 48H48V50H47ZM64 48V47H63ZM87 48V49H86ZM93 48V49H92ZM110 47H108L107 49H109ZM126 50H125V49ZM142 48V49H141ZM143 48H144V50H143ZM150 48H152L151 49V51H150ZM169 49V51H167L168 49ZM245 48V49H247L248 50V52H246L247 50H243V49ZM52 49V50H51ZM160 49V50H159ZM163 49H164V51H163ZM50 50V51H49ZM146 50V51H145ZM174 50V51H173ZM47 51V52H46ZM60 51V54H62V55H60L58 52ZM87 51V52H88ZM128 52V54H129V58H128V54L127 53H125V52ZM133 51V52H132ZM141 51H143L142 53H141ZM171 51L172 52H174V53H172L171 54ZM204 51V52H203ZM206 51H207V53H206ZM238 51L236 52V54L238 53ZM249 51H253L251 54H249L250 52ZM45 52V53H44ZM130 52V53H129ZM148 52V53H147ZM48 53V54H47ZM94 53V54H93ZM100 53V54H99ZM106 53V54H105ZM149 53H151V54H149ZM168 53H170V54H168ZM242 53V54H241ZM243 53H244V55H243ZM46 54V55H45ZM51 54V55H50ZM53 54H55V55H53ZM96 54V55H95ZM99 54V55H98ZM125 54V55H124ZM146 54H148V55H146ZM174 54H176V55H174ZM242 56H241V55ZM249 54V55H248ZM50 56V57H48V56ZM60 55V56H59ZM85 55H86V57H85ZM94 55V56H93ZM97 55L99 56V57H97ZM142 55V56H141ZM151 55V56H150ZM170 55H172V56H170ZM251 55H252V57H251ZM44 56V57H43ZM46 56V57H45ZM56 56V57H55ZM79 56H80V53H79ZM133 58V61L132 60H130V58L131 57ZM166 56H168L169 58H166ZM178 56V57H177ZM244 56L246 57V58H244ZM249 56V57H248ZM254 56V57H253ZM255 56H256V58H255ZM51 57H53V58H51ZM171 57H173V58H171ZM175 57V58H174ZM50 58V60H47V59H49ZM58 58V59H57ZM77 58V57H76ZM94 58V59H93ZM96 58V59H95ZM98 58V59H97ZM113 58V60H111ZM180 58V59H179ZM262 58V59H261ZM31 59V60H30ZM37 59V60H36ZM60 59H62V61H59ZM78 59V58H77ZM90 59H92V60H90ZM111 60V62L109 61V60ZM129 59V60H128ZM164 59V60H163ZM170 59V60H169ZM246 59H248L247 61H246V63L244 62ZM250 59V60H249ZM257 59V60H256ZM260 59L262 60V61H260ZM20 60H21V62H20ZM26 60V61H25ZM30 60V61H29ZM36 60V61H35ZM53 60H54V62H53ZM57 60V61H56ZM96 60V61H95ZM176 60V61H175ZM46 61V62H45ZM90 61H91V63H90ZM127 61V62H126ZM130 61L132 62V63H130ZM179 61H181V62H179ZM230 61V62H229ZM237 61V62H236ZM252 61H253V63L255 64L256 63V65H253V63H252ZM258 61V62H257ZM28 62H30V63H28V65H27V63ZM32 62H33V64H32ZM40 62V63H39ZM45 62V63H44ZM48 62H50V63H48ZM114 62V63H113ZM178 62V63H177ZM234 62V63H233ZM35 63H38V64H35ZM46 63H47V67H44V66H46ZM57 64L58 66H59V72H63V70H61V69H63V68H60V67H62L61 66V64ZM88 63H89V65H88ZM154 65H153V64ZM180 63V64H179ZM231 63H233L234 64V67H233V65L231 64ZM235 63H237L236 65L238 66V68H237V66L235 65ZM243 65H242V64ZM249 63V64H248ZM250 63H252V64H250ZM261 64V67H259L260 65L259 64ZM22 64V65H21ZM25 64H26V66H25ZM31 64V65H30ZM41 64V65H40ZM104 64H106V62L104 61ZM111 64V65H110ZM177 64H179V65H177ZM239 64H240V66H239ZM259 66H258V65ZM25 66V67H28L29 65V67L26 69L25 67H24V70H23V67L22 66ZM37 65V66H36ZM43 65V66H42ZM50 65V68L48 69V66ZM52 65V66H53ZM110 65V66H109ZM123 65V66H122ZM181 65L184 67H181ZM229 65H231L232 66V68H231V66L229 67ZM250 65V66H249ZM20 66H21V68H20ZM31 66H33V67H31ZM86 66V65H85ZM109 66V67H108ZM112 66V67H111ZM128 66V67H127ZM132 67V69H131V67ZM177 66V67H176ZM253 66H255V67H253ZM36 67H37V69H36ZM43 67V68H42ZM127 67V68H126ZM188 68V70H190V67H191V71H193L192 73H191V78L188 80V81H184V79H181L182 81H180V83H176V84H174V83H169L172 87H170V85L169 84H167V85H164L165 84V79H169V81L172 79V77L170 76V74H169V78H167L168 76V74L167 73H170V69H171V71H173V70H176L177 68H179V72H186L187 71V69L186 68ZM193 67V68H192ZM236 67V68H235ZM256 67H259L258 68V70L256 69ZM33 68H35V69H33ZM43 70V72H41L42 70ZM46 68H47V70L49 71V73L47 72V70H46ZM112 68V70H110ZM169 68V69H168ZM247 68V69H246ZM29 69H30V72H29ZM32 69V70H31ZM184 69V70H183ZM228 69V70H227ZM230 69H232V70H230ZM236 69V70H235ZM239 69H241V70H239ZM245 71H244V70ZM249 69V70H248ZM255 69V70H254ZM20 70V71H19ZM28 70V71H27ZM34 70H36V72L34 71ZM38 70V71H37ZM44 70H45V72H44ZM51 70V69H50ZM119 70V69H118ZM135 70V71H134ZM168 70V72H166ZM234 70L236 71V72H234ZM253 70V71H252ZM260 70V72H258ZM32 71V72H31ZM52 71V70H51ZM103 71L106 73V75H104V73H103ZM113 73H111V72ZM131 71V72H130ZM137 71V72H136ZM230 71H231V73H230ZM237 71H239L238 73L240 74V72L241 71H243V72H241V77H240V75L237 73ZM254 71H257L256 73L254 72ZM24 72V73H23ZM40 72V73H39ZM107 72H108V75H107ZM133 72V73H132ZM247 72V73H246ZM251 72V73H250ZM253 72V73H252ZM44 73H45V75H44ZM133 75H132V74ZM140 75H139V74ZM250 73V75H248ZM262 75H260V74ZM262 73H264V72H262ZM41 74V75H40ZM47 74H49V76H47ZM101 74V75H100ZM135 74V75H134ZM224 74L226 75V76H224ZM236 74H238V75H236ZM245 74V75H244ZM254 74V75H253ZM255 74H258L257 75V77L255 76ZM44 75V76H43ZM111 75V76H110ZM132 75V76H131ZM144 77H143V76ZM247 75H248V77H247ZM31 76H34V77H31ZM35 76L38 78V79H36L35 78ZM38 76H40V77H38ZM41 76H42V78H41ZM90 76H91V73H90ZM89 76V77H90ZM110 76V77H109ZM117 77V79L115 78V77ZM125 76V77H124ZM139 76V77H138ZM232 76V77H231ZM254 77L252 80L254 81H252L253 82V85H252V82H248V81H251L250 79L252 78V77ZM260 76H261V78L262 79H260L259 81H261L262 83H258L259 81H258V77L260 78ZM46 79L47 78V80L46 81H48V82H44V78ZM85 77H87L86 75H85ZM98 77H99V79H98ZM109 77V78H108ZM132 77H133V79H132ZM134 77H136V78H134ZM150 77V78H149ZM229 77H231L232 78V80L229 78ZM239 77L241 78V79H239ZM245 78L244 80H243V78ZM255 77H256V79H255ZM92 78V79H93ZM101 78L103 79V80H101ZM107 78V79H106ZM110 78H112V79H110ZM114 78V79H113ZM129 78H131V79H129ZM139 80H138V79ZM141 78H144V79H141ZM147 78H149L148 80H145V79H147ZM42 79V80H41ZM98 79V80H97ZM106 79V80H105ZM129 79V80H128ZM136 81H135V80ZM153 79V82H154V84H151V86H145L144 87V83H146L147 81H151ZM161 79H164L163 80V82H162V80ZM248 79V80H247ZM14 80V81H13ZM61 80H64L63 78H60V81ZM88 82H87V81ZM96 80H97V82H96ZM116 80V81H115ZM118 80V81H117ZM140 80H142V82L143 83H141V82H138V81H140ZM159 80H161V81H159ZM240 80V81H239ZM67 81V82H66ZM77 81V80H76ZM134 82V84H133V82ZM146 81V82H145ZM242 81V82H241ZM244 81V82H243ZM255 81H257L256 83H255ZM22 82V81H21ZM35 82V83H34ZM125 82H127V83H125ZM130 82V83H129ZM136 82H138V83H136ZM158 82H160V83H158ZM240 82V83H239ZM50 83V82H49ZM48 83V84H49ZM61 83V84H60ZM65 83H69V84H72V86L75 84V85H77L78 83H76L75 82V80L73 81V83L70 81H68V80H65ZM117 83V84H116ZM118 83H119V85L120 86H118ZM121 83V84H120ZM129 83V86L127 85ZM131 83H132V85H133V87H131V90H130V93H133V94H131L132 95V97H130L131 95H129V100L131 99V101H129V100H124L127 96H125V95H123L124 93L123 92H125V90H126V87H130V86H132L131 85ZM136 83V84H135ZM140 83V84H139ZM241 84V85H239V84ZM245 83V84H244ZM248 83H250L251 85L250 86H247V85H249ZM258 83V84H257ZM48 84H46V85H48ZM63 84V85H62ZM89 84V85H90ZM123 84H125V86H123ZM158 84H159V86H158ZM174 84V85H173ZM255 84H257V85H255ZM59 85L61 86H64V82L62 83V82H59ZM75 85L73 86L74 88H76L75 87ZM95 85H97V86H95ZM115 85H116V88L114 89V87H115ZM135 85V86H134ZM163 85V86H162ZM234 85H235V87H236V85H237V87L235 88L234 87ZM244 85V86H243ZM65 86H67L66 84H65ZM102 86V87H101ZM105 86V87H104ZM114 86V87H113ZM118 86V87H117ZM141 86H143V87H141ZM243 86V87H242ZM248 87V88H246V87ZM253 86V87H252ZM259 86V87H258ZM5 87V88H4ZM46 87H48V86H46ZM113 87V88H112ZM123 87V88H122ZM166 87H168V88H166ZM244 87H245V89H247V91L244 89ZM65 88V87H64ZM103 88V89H102ZM120 88V89H119ZM122 88V89H121ZM139 88V89H138ZM140 88H142V90H140ZM92 89V90H91ZM102 89V91H100ZM125 89V90H124ZM165 89H167V90H165ZM116 90L118 91V90H120V91H118V92H116ZM136 90H139V92L138 91H136ZM227 90H229V89H227ZM245 90V91H244ZM93 92V93H91V92ZM98 93H97V92ZM104 91V92H103ZM135 91V92H134ZM240 91V92H239ZM88 93V97H89V94H90V97L92 98H85V97H87V93ZM90 92V93H89ZM122 92V93H121ZM140 92H141V94H140ZM145 92V93H144ZM166 94H165V93ZM167 92H169V93H167ZM241 92H243V93H241ZM248 92V93H247ZM262 92V96H261V93ZM100 93V94H99ZM134 93H138V95L136 96V97H140V99H142L143 101H141L142 103H136V100H137V98H135V95H134ZM147 93V94H146ZM163 95H162V94ZM241 93V94H240ZM92 94H95V95H92ZM98 94H99V96H98ZM170 94V95H169ZM224 96H225V93H222ZM244 94V95H243ZM256 94V95H255ZM0 95V96H1ZM84 95H86V96H84ZM92 95V96H91ZM117 95V96H116ZM123 95V96H122ZM141 95V96H140ZM161 95V96H160ZM165 95V96H164ZM169 95V96H168ZM253 95H255L254 97H253ZM94 96H96V97H99V101H98V98H96V97H94ZM156 96H158V97H156ZM261 96V97H260ZM134 97V98H133ZM171 99H170V98ZM1 99H0V107L1 106H9L10 107V105L9 104H7V103H5L4 104V102H2L1 100H2V97H0ZM84 98H85V100H84ZM95 98L97 99V101H95ZM107 98V99H106ZM118 98V99H117ZM121 98V99H120ZM123 98V99H122ZM144 98V99H143ZM154 98V99H153ZM156 98V99H155ZM158 98H160V100L158 99ZM198 98V99H197ZM255 98H256V100H255ZM261 98V99H260ZM86 99H87V101H86ZM89 99L91 100V101H89ZM94 99V100H93ZM114 99V100H113ZM119 99H120V101H122V104H120L121 102L119 101ZM127 99V98H126ZM195 99V101H197V103H195V101L193 102V100ZM197 99V100H196ZM82 100H83V103L86 101V102H88V104H86V102H85V104L83 105V103H82ZM105 100V101H104ZM171 100V101H170ZM180 100V101H179ZM248 100H249V102H248ZM94 101V102H93ZM116 101V102H115ZM126 102V103H123V102ZM127 101H129V102H127ZM232 101V102H231ZM253 101H254V103H253ZM1 102H2V104H4V105H2L1 104ZM90 102V103H89ZM98 102V103H97ZM143 102L145 103V104H143ZM152 102H154V103H152ZM193 102V103H192ZM222 102H225V103H222ZM231 102V103H230ZM243 102V103H242ZM259 104H258V103ZM95 103V104H94ZM157 103V104H156ZM233 103V104H232ZM242 103V104H241ZM250 103V104H249ZM256 103V104H255ZM98 104V105H97ZM138 104V105H137ZM154 104H156V105H154ZM226 104V105H225ZM254 104V105H253ZM85 105H87V106H85ZM90 105V106H89ZM122 105V106H121ZM221 105V106H222ZM231 105V106H230ZM238 105V106H237ZM244 105H246V106H248V107H245ZM12 106V105H11ZM93 106V107H92ZM97 106V107H96ZM124 106V107H123ZM219 106V105H218ZM4 107L2 108H0V152H2V154L0 153V156H1V162H0V177H1V180H0V264H22L23 262H24V264H78V262L80 263L81 261V263L80 264H104V261H102L101 259H99L98 258V260H97V258H95L96 256H92V255H90V254H86V255H84L86 252H89L90 251V247H89V240H90V238H87L88 236H90L91 237V239H94L95 238V236L93 235V237H92V234L90 235H88L87 234V232L86 231H81V230H79V229H77L78 231H76L75 230V232H72V234H71V232H65V230H68V229H70L69 227H67L66 225H68V223L69 222H67L68 220L65 218V215L63 216L62 215V213L64 214L65 213V211H64V209H62V204H60L58 207L57 206H55L54 204H55V202H54V204H53V200H51L50 198H52L51 197V195L54 193V191L56 192L57 190L55 189V188H57V187H61L62 185L61 184H63V178H62V174L61 175H59L60 173H58L59 171H58V169H61L60 167H64V164L65 163H63V162H66L65 160H67V161H69V160H71V158H72V156H70V158H68V157H65L66 159H64V157H62V153L60 154V156H59V158H60V160L61 161H59V162H61L60 164H63V166H61L60 164H59V162H57V163H46V164H48V165H45V164H43V162L41 163L40 161V158H44V157H41L39 154H43V152H40V151H38L37 153H35L34 155H35V157H37V155H38V157L36 158V159H34L35 161H34V164L36 165V166H34V168L32 167V165H29L28 167L29 168H33V170H31V169H29V171H27V173H26V170H28L27 169V166L25 167L26 168V170H25V168L23 169V171H21L20 169H18L17 168V165H19L21 162H19V161H17L19 158H17V153H16V148H14V146L15 147H17V143H16V136H15V132H16V129H15V126L16 127H18L17 125H16V123L18 122V121H15L14 119H12L13 120V122H12V120L10 119V121H11V124H8V121H9V119H8V121H7V117L4 119L3 117V114L6 116V113H7V111H11L14 107L12 106L10 109H6V107H5V109H4ZM42 107V106H41ZM40 107V108H41ZM47 107V105H45V108H44V106L42 107V109H46L47 111H50L51 109H49V107H51V106H49L48 105V107ZM62 107V106H61ZM60 106H59V108L57 107V109H56V107L54 108V110L52 109V111H50V112H47L46 110L44 111H42V109H40V108H38V110L40 109V111L38 112V116H37V118H39L40 116H41V118H43L44 119V121H46V120H48V119H50L51 117V115H50V113L52 114L55 110L57 111V113L59 112V114H60V112L61 111H58L60 108H61ZM88 107V108H87ZM99 107V108H98ZM145 109H144V108ZM153 107V108H152ZM217 107V106H216ZM215 107V108H216ZM226 107V108H225ZM68 109H69V107H67ZM67 108H66V110H67ZM95 110H94V109ZM150 108H151V110H150ZM193 108V107H192ZM220 108H221V111H220ZM234 108V109H233ZM255 108V109H254ZM257 108V109H256ZM260 108L262 109V110H260ZM49 109V110H48ZM86 109H89V110H86ZM92 109V110H91ZM102 109V110H101ZM125 109V110H124ZM217 109V108H216ZM215 109V110H216ZM217 109V110H218ZM225 109V110H224ZM230 109V111L228 112L229 114H231V115H229L228 113H227V111ZM232 109V110H231ZM236 109V110H235ZM238 109V110H237ZM240 109V110H239ZM245 109H247L248 110V112H247V110H245ZM252 111H250V110ZM7 110V111H6ZM37 110V111H38ZM61 110V109H60ZM83 110H81L82 112H83ZM123 110H124V112H123ZM129 110V112H127ZM133 110V111H132ZM227 110V111H226ZM242 110H243V112H242ZM14 111H16L15 109H13L12 110V113L14 112ZM87 111V112H86ZM91 111V112H90ZM95 113H94V112ZM136 111V112H135ZM149 111V112H148ZM154 112V113H150V112ZM161 111V112H160ZM178 111V112H177ZM211 111V110H210ZM224 111H226V112H224ZM233 111V112H232ZM2 112H3V114H2ZM6 112V113H5ZM102 114H101V113ZM223 112V113H222ZM236 112V113H235ZM47 113H49V114H47ZM83 114L84 116L86 115V114ZM128 113V114H127ZM130 113V114H129ZM131 113H133V115L131 114ZM148 113H150V114H148ZM156 113V114H155ZM177 113V116L175 115ZM210 112H207V113H205V115L206 114H209ZM234 113V114H233ZM243 113H245V114H243ZM252 113V114H251ZM256 113H258V115H256ZM7 114H9V113H7ZM10 114H11V112H10ZM100 114V115H99ZM125 116H124V115ZM147 114V115H146ZM155 114V116H153ZM161 114V115H160ZM224 114H225V116H224ZM226 114L228 115V116H226ZM50 115V116H49ZM87 115H89V114H87ZM102 115V116H101ZM104 115H106V116H104ZM132 115V116H131ZM205 115H202L203 116V118H205ZM235 115V116H234ZM243 115V116H242ZM249 115H250V118H249ZM254 115H255V117H254ZM260 115V116H259ZM42 116H45V118L44 117H42ZM52 116H53V114H52ZM153 116V117H152ZM202 116H201V119L198 121V125L200 124V122L201 123H203L202 122V120H204L203 118H202ZM231 116V117H230ZM239 116L240 117H242V118H239ZM47 117V118H46ZM101 117V118H100ZM146 117V118H145ZM227 117V118H226ZM41 118H39V119H41ZM100 118V119H99ZM105 118H106V120H105ZM112 118H113V120H112ZM153 118H154V120H153ZM236 118H237V120H236ZM244 118V119H243ZM4 121H3V120ZM42 119V120H43ZM98 119V120H97ZM142 119V120H141ZM147 119V120H146ZM221 121H220V120ZM240 119V120H239ZM258 119V120H257ZM3 122H2V121ZM102 120V121H101ZM104 120H105V122H104ZM144 120V121H143ZM146 120V121H145ZM151 120V121H150ZM173 120V121H172ZM218 120V121H217ZM228 122V125L229 126H232V127H230L229 128V126L227 125V123H226V121ZM230 122H229V121ZM245 120H246V123H245ZM259 120H261V121H259ZM40 121V120H39ZM98 121V122H97ZM112 121V123H110ZM115 121H117V123L115 122ZM231 121H234V123L236 122L237 123V125L234 127L233 125H234V123L233 122H231ZM242 121V122H241ZM2 122V123H1ZM41 122V124H42V122L43 121H40ZM108 122V123H107ZM219 122V123H218ZM255 122V123H254ZM10 123V122H9ZM13 123H15L14 124V129H13V127H11L10 128V126L9 127H6V126H4V125H12ZM152 123V124H151ZM172 123V124H171ZM213 123H215V125L217 124V126H215L214 127V124ZM224 124V123H226V124H224L223 126H219L218 124H220V125H222V124ZM229 123H233L232 125H230ZM248 123V124H247ZM3 124V125H2ZM19 124V123H18ZM43 124H44V122H43ZM106 124V125H105ZM115 124V125H114ZM240 124V125H239ZM246 124V125H245ZM253 124V125H252ZM85 125V126H84ZM100 125V126H99ZM104 125V126H103ZM151 125V126H150ZM166 125V126H165ZM171 125H173V126H171ZM197 125V124H196ZM213 125V126H212ZM239 125V126H238ZM3 126L4 127H6V128H3ZM115 126V127H114ZM209 126V127H208ZM212 127V129H213V127H214V132H212V129H211V127ZM221 128V130H220V128ZM2 127V128H1ZM87 129H86V128ZM110 127V128H109ZM113 129H112V128ZM207 127V128H206ZM218 127V128H217ZM223 127V128H222ZM236 127H238L240 130H238ZM250 127V128H249ZM253 127V128H252ZM8 128H9V130L11 129H13L15 132H13V131H10V132H13L12 134H13V137H12V135H6V134H3L2 135V131H6V130H4V129H7V131L6 132H9L8 131ZM90 133H88L87 134V131L85 130V129ZM102 128H104V129H102ZM109 128V129H108ZM120 128V129H119ZM210 128V129H209ZM236 130H235V129ZM241 128H243V129H241ZM3 129V130H2ZM103 130V132H102V130ZM211 130V132L214 134V136H216L217 134V138H215L214 136H212V134L210 135V131H207V130ZM217 129V130H216ZM222 129H224V131L225 132H223L222 131ZM227 129H229L230 131H231V129H232V133L234 132L237 136H238V134H243V135H239V136H242V137H237L234 133V137H233V134L229 131V130H227ZM233 129H234V131H233ZM250 129V130H249ZM101 130V131H100ZM105 130V131H104ZM110 132H109V131ZM238 130V131H237ZM96 131H98V133L96 132ZM111 131H114V132H112L111 133ZM197 131H198V133H197ZM218 131V132H217ZM221 131V132H220ZM240 131V132H239ZM74 132V133H73ZM86 132V133H85ZM100 132H102L101 133V136H102V139H99V138H97V136H95V139H94V143L93 144H91V146L93 147L94 145V147L93 148H91V146H90V148L89 147H87L88 149H92L90 152H88V149L85 147L87 144H90V143H88L92 138H94V137H92L91 138V136H93V135H100ZM189 132H191V131H189ZM223 132V133H222ZM229 132L231 133V135L229 134ZM237 132V133H236ZM97 133V134H96ZM105 133H107V134H109V135H107V134H105ZM121 133V134H120ZM136 133V134H135ZM139 133V134H138ZM192 133V132H191ZM202 134L201 135V137L199 138H197L196 136H200V134ZM209 133V134H208ZM215 133H216V135H215ZM220 133V134H219ZM225 133H228L229 135H230V137H229V135L228 134H225ZM248 133V134H247ZM39 134V133H38ZM113 134V135H112ZM117 134V135H116ZM190 134V133H189ZM189 134H187V135H185L186 137H188V139H189V141H190V139H191V136L189 135ZM196 134H198V135H196ZM207 135V136H204V137H202L203 135ZM252 134V135H251ZM136 135V137H134ZM138 135V136H137ZM189 135V136H188ZM208 135H209V137H208ZM221 135V136H220ZM222 135L223 136H225L226 135V137L228 138H225V137H223L222 138ZM255 135L257 136V137H255ZM6 137V138H2V137ZM9 137V139H8V137ZM38 136H40V134L39 135H37V137ZM108 136H110V137H107ZM166 136V137H165ZM183 138V139H181V137ZM184 135H179L178 137L181 139V140H178L177 141V144L178 145H181L182 144V142H183V144H187L188 143V140L186 141L185 139H186V137H185ZM211 136L212 137H214V138H211ZM218 136H219V138H218ZM251 136V137H250ZM253 136V137H252ZM260 136V137H259ZM15 137V138H14ZM121 137V138H120ZM139 137V138H138ZM141 137V138H140ZM164 137V138H163ZM178 137L176 138V139H178ZM184 137H185V139H184ZM190 137V138H189ZM233 137V138H232ZM12 138H13V140L15 141V143H10V139H11V142L13 141L12 140ZM91 138V139H90ZM103 138H104V140H103ZM105 138L109 141L108 143H107V145L105 144ZM120 138V139H119ZM203 138V139H202ZM204 138H211V139H209L210 141H208V143L207 142H205L204 143ZM231 138V139H230ZM253 139V143H254V146H255V148L253 149L248 143H249V141H250V139ZM255 138V139H254ZM143 139V140H142ZM147 139V140H146ZM193 139V138H192ZM213 139H217V140H220V141H223V142H221L220 143V141H218L217 142V140L215 141V140H213ZM223 139H225V141L223 140ZM227 139V140H226ZM3 140H4V142H3ZM7 140V141H6ZM86 140V141H85ZM95 140H96V142H95ZM99 140H100V142H99ZM101 140H103L104 142H102ZM132 140V141H131ZM142 141V143H145V144H140V142ZM161 140V141H162ZM197 140V141H196ZM229 140V141H228ZM6 141V142H5ZM13 141V142H14ZM45 141V140H44ZM84 141H85V144H84ZM98 141V142H97ZM119 141V142H118ZM138 141H139V143H138ZM144 141V142H143ZM199 141V142H198ZM206 141H207V139H206ZM227 141V142H226ZM237 142V144L238 143H240V142ZM87 142V143H86ZM114 144H112V143ZM117 142V143H116ZM121 142V143H120ZM128 142H129V144H128ZM136 142V143H135ZM167 142V143H168ZM198 142V143H197ZM212 142V146H211V143ZM256 142V143H255ZM44 143V142H43ZM42 143V144H43ZM97 145H96V144ZM124 143H126L125 145H124ZM130 143H132V144H130ZM181 143V144H180ZM223 143V144H222ZM261 143V144H260ZM103 144L104 145H106L105 147H107V148H102L101 146H103ZM109 144H111V145H109ZM116 144V145H115ZM120 145V147H119V145ZM141 145L140 146V148H142V149H139V145ZM205 144H209L207 147H209L208 149H207V147L205 146ZM213 144H216V145H213ZM14 145V146H13ZM80 146V148H79V146ZM128 145H130V146H128ZM193 145H191V147H190V145L188 146L189 147V149L190 150H192V148H194V146ZM234 145V146H233ZM8 146V147H7ZM77 146V147H76ZM84 146V147H83ZM98 147V149L97 148H95V147ZM109 146V147H108ZM114 148H113V147ZM115 146H117L118 148L115 150ZM124 146H126V147H124ZM138 147V151L136 150L137 149V147ZM145 146V147H144ZM151 146V147H150ZM260 146V147H259ZM7 149H6V148ZM11 147V148H10ZM12 147L15 149V152L13 151L12 152V150H14V149H12ZM52 147V146H51ZM76 147V148H75ZM123 147V148H122ZM150 147V148H149ZM178 147H181V149L180 148H178ZM177 147V149H179L180 151H184L183 152V154H185V155H183L182 154V152H181V154H182V156L181 155H179V153H178V157H180V158H184L185 156H187V158H192L193 156H188V153H187V151H188V148L186 149V148H184L183 146H178ZM182 147L184 148L183 150H182ZM248 147V148H247ZM10 148V149H9ZM49 148V147H48ZM146 150H145V149ZM153 148V149H152ZM213 148V147H212ZM12 149V150H11ZM50 149H52V151L54 150L53 148H49L48 150H47V154H51V150ZM74 149V150H73ZM83 149V150H82ZM87 149V150H86ZM94 149V150H93ZM109 149V150H108ZM144 149V150H143ZM148 149V150H147ZM204 149H206V150H204ZM253 149V150H252ZM8 150V151H7ZM9 150L12 152V155H14L13 157H15L14 159H13V157H12V155L10 154L11 152H9ZM50 150V151H49ZM71 150V148L69 149V152H71L70 151ZM85 150L87 151V153L85 152ZM140 150V151H139ZM142 150V151H141ZM150 150V151H149ZM179 150H177V151H179ZM189 150V151H190ZM201 150V151H200ZM203 150V151H202ZM231 150V151H230ZM242 150V151H241ZM9 152V156H11V158L14 160H12L11 161V159H10V157L8 156V154L7 153H4V152ZM54 151H56V149L54 150ZM58 152H59V150H57ZM56 151V152H57ZM78 151V152H77ZM92 151L94 152V153H92ZM100 151V152H101ZM115 151V152H114ZM146 151H148V152H146ZM186 151V152H185ZM80 152H82V153H80ZM106 152V153H107ZM142 152H144V153H142ZM245 152V153H244ZM39 153V154H38ZM78 153V154H77ZM85 153V155H83ZM118 153V152H117ZM201 154V156H200V154ZM41 154V155H42ZM80 154V155H79ZM138 154V155H137ZM190 154H191V152H190ZM247 154V155H246ZM258 154V155H257ZM2 155H4V156H2ZM16 155V156H15ZM82 155V157L80 158L79 156H81ZM136 155V156H135ZM196 155V156H195ZM244 155V156H243ZM9 157V159L7 158V157ZM76 156V157H75ZM78 156V157H77ZM95 156V157H94ZM135 156V157H134ZM200 156V157H199ZM6 159L7 158V161L5 160V161H3V159L4 158ZM62 157V158H61ZM196 157H198V158H196ZM202 157L203 158H205L204 160L202 159ZM260 157V158H259ZM17 158V159H16ZM58 157H57V159H59ZM77 158V159H76ZM79 158V159H78ZM62 159H63V162H62ZM83 159V160H82ZM93 159V160H92ZM199 159H201V160H199ZM257 159V160H256ZM10 160V161H9ZM46 160V159H45ZM123 160H125V161H123ZM16 161V162H15ZM20 161H21V159H20ZM47 162H48V159L46 160ZM127 161H129V163L127 162ZM143 161V162H142ZM3 162H4V166H3ZM15 162V163H14ZM18 162H19V164H18ZM2 163V164H1ZM41 163V164H40ZM77 163V164H76ZM127 163V164H126ZM137 163V164H136ZM6 164H8V165H6ZM10 164H11V166H13L14 165V167H10ZM16 164V165H15ZM51 164L52 165H54V166H52L51 167ZM37 165H38V167H37ZM120 165H121V167H120ZM122 165H124L125 167L124 168H122ZM16 166V167H15ZM31 166V167H30ZM41 166V167H40ZM44 166H47V167H44ZM58 166H60V167H58ZM116 166V167H115ZM4 167V168H3ZM44 167V168H43ZM53 167H54V171H53ZM57 167H58V169H57ZM139 167L141 168V167H143V165L141 164V165H139ZM17 168V170H18V172L20 171V172H23L24 173V171H25V173L27 174V176L29 177V180H30V176H31V171H32V173L34 174H32V181L35 179L36 181L34 182L33 181V183H36V185L35 184H33L32 186H34V189L36 190L35 191V195H34V193H33V196L35 197L34 198V201L33 202H36V204L34 205V204H32V207H31V201L29 200V202H30V205L28 206V202H26L25 201V199H22L20 196H16L17 194H15L14 195V193H12V192H14V183H15V176H17L16 174L18 173L15 169ZM47 168H49V169H47ZM118 169V172H120V173H122V175L119 173L118 175H116L117 173H115V175H116V177L118 178H116L115 176H114V172L116 171L117 172V169ZM10 171H9V170ZM35 169H36V171H35ZM43 169V170H42ZM44 169H46V171L44 170ZM120 169H122V170H120ZM3 170V171H2ZM5 170V171H4ZM7 170V171H6ZM16 171L15 172V174H14V171ZM48 170H49V172H48ZM113 170V171H112ZM120 170V171H119ZM127 170V171H126ZM55 171H57V172H55ZM105 171V172H104ZM112 173H111V172ZM3 172V174H4V176H6V178H4L3 179V175L1 174ZM35 172V173H34ZM46 172V173H45ZM50 172L51 173H54V174H50ZM111 173V174H113V175H111V174H109V173ZM6 173V174H5ZM8 173V174H7ZM42 173H43V175H42ZM57 173V174H56ZM26 174H22V175H26ZM30 176H29V175ZM40 174V175H39ZM105 174H107L110 178L108 179V176L107 175H105ZM2 175V176H1ZM11 175H13V176H11ZM42 175V176H41ZM46 175V176H45ZM51 175V176H50ZM247 175L248 174H246L245 176H246V178H244L245 179V182H249V177H247ZM27 176H25V178H27ZM107 178H106V177ZM111 176H113V177H111ZM121 176V177H120ZM124 176V177H123ZM10 177H12L11 179H10ZM43 177V178H42ZM50 177H52L51 178V180L49 179ZM54 177H58L57 179L59 180L58 182L56 181V178L54 179ZM260 177V178H259ZM9 178V179H8ZM49 180H48V179ZM60 178V179H59ZM115 178H116V180H115ZM178 178V177H177ZM177 178L175 179V180H177ZM248 178V179H247ZM13 179V180H12ZM28 179V178H27ZM45 179H46V181L47 182H44L45 181ZM52 179H54V181L52 180ZM107 179V180H106ZM259 179H260V181H259ZM40 180V181H39ZM41 180H42V182H41ZM44 180V181H43ZM61 180V181H60ZM174 180V181H175ZM247 180V181H246ZM8 181H10V182H8ZM108 181V182H109ZM7 182V183H6ZM38 182H40V183H38ZM51 182V185L49 184V183ZM53 182H54V184L56 185V186H54L53 185ZM59 182H61V184L59 183ZM135 182V181H134ZM48 184V186L47 185H45V184ZM60 184V185H57V184ZM107 182H105V183H102V184H99V185H102V186H99L98 185V187L99 188H102V189H100L101 191H103V193H104V191L106 192V189H105V187L107 186V184H106ZM219 186H223L224 185V183H225V181L223 180V179H221L220 181L218 180L217 182H216ZM2 184V185H1ZM4 184H11L12 185V191H10L11 193H7V192H5L4 191V189H5V186H4ZM104 184V185H103ZM106 184V185H105ZM216 184V185H217ZM11 185H9V186H11ZM41 185H42V187H41ZM53 185V186H52ZM8 186V185H7ZM31 186V188H33ZM44 186V187H43ZM51 186V187H50ZM104 186V187H103ZM49 187V188H48ZM55 187V188H54ZM227 187V186H226ZM38 188V189H37ZM42 188V190H40V189ZM46 188H48V189H51V188H53V189H55V190H51L50 192L51 193H49V191H47V189ZM228 188H229V186H228ZM229 188V189H230ZM25 189H27V188H25ZM39 192H38V191ZM112 191H110V194H102L101 195V197H102V199H105L106 200V202H105V200H103V202H102V200L100 201V203L98 204V206L99 207H101V208H103L104 206H106V208H108V207H111V206H109L110 204H111V202L113 201V197L114 196H116L119 192V190H116V189H111ZM133 190V189H132ZM4 191V192H3ZM24 191H28V189L27 190H24ZM31 191H34V190H32L31 189ZM48 193V194H46V192ZM60 190H58L57 192H59ZM44 192V193H43ZM56 192V193H57ZM111 192H114V193H111ZM203 192V194L204 193H206V191H202ZM202 192H199V194H202ZM4 193V194H3ZM6 193V194H5ZM32 193V192H31ZM36 193H38V194H36ZM43 193V194H42ZM116 193V194H115ZM55 194V193H54ZM113 194V197L112 196H110V195H112ZM81 195H83V193H81ZM107 195V196H106ZM5 196V197H4ZM8 196V197H7ZM13 197V200H14V198L15 197H17V198H15V200L13 201L12 200V197ZM109 196V197H108ZM21 198V199H18V198ZM38 197V198H37ZM43 197V198H42ZM45 197L46 198H48L49 199V201H48V199L46 200L45 199ZM245 197V198H244ZM9 198H11V199H9ZM43 200H42V199ZM112 198V199H111ZM9 201H8V200ZM17 199V200H16ZM37 199H38V201H37ZM53 199V198H52ZM124 199V198H123ZM21 200H23L24 202H20ZM41 200V201H40ZM46 200V201H45ZM109 200H110V202H109ZM44 201V202H43ZM57 201H59V199L57 200ZM229 201H231V202H234V204H233V206H232V204L230 205V203L231 202H229ZM250 201V202H249ZM252 201V202H251ZM16 202H18V203H16ZM32 202V203H33ZM102 202V203H101ZM107 202H109V203H107ZM14 203V204H13ZM19 203H20V205H19ZM11 204H13V205H11ZM15 204H16V206H17V204H18V206L20 207V206H22V204H23V207H24V210H23V212L25 211V210H27V212L29 213V212H31V210H34V208L36 207V211H35V213H34V211L33 212H31V213H33V214H39V215H33V214H28L26 211L24 212V215L22 214L23 212H21L20 210H21V208L22 207H20V208H18V206L16 207L15 206ZM49 204H52V205H49ZM90 204H93V203H90ZM100 204H101V206H100ZM104 204V205H103ZM247 204V205H246ZM7 205V206H6ZM27 207H26V206ZM40 205V206H39ZM43 205V206H42ZM50 207V208H48V206ZM235 205H237V206H235ZM241 205V206H240ZM8 206H9V208H8ZM13 206H15V207H13ZM35 206V207H34ZM44 206H46V207H44ZM54 208H53V207ZM255 206V207H254ZM261 206V207H260ZM29 207H31V209H26V208H29ZM38 207V208H37ZM61 207V208H60ZM94 207H96L97 208V205L95 206H93V208ZM98 207V208H99ZM234 207V208H233ZM241 207H242V210L245 208V211H244V213L242 212V210H241ZM244 207V208H243ZM257 207V208H256ZM6 210H5V209ZM11 208H12V210H11ZM45 208V209H44ZM53 210H52V209ZM57 208H60V209H58L57 210ZM235 208H240V209H235ZM252 208H253V210H256V211H252ZM17 210V212H19L20 213V217L18 216V214H17V212L15 213V211ZM48 209V211H45V210H47ZM50 209V210H49ZM112 209H114V207H112ZM232 209H233V211H232ZM52 210V211H51ZM60 210V211H59ZM63 210V211H62ZM258 210V211H257ZM11 211H13L14 212V214H16L15 216H13L14 214H12V212ZM50 211V212H49ZM253 213H252V212ZM42 212V213H41ZM43 212H45V214L47 215H45ZM54 212H56V213H54ZM242 212V213H241ZM249 212V213H248ZM28 214V215H26L25 216V214ZM51 213V214H50ZM259 213V214H258ZM262 213V214H261ZM53 214V215H52ZM55 214V215H54ZM57 214V215H56ZM61 214V215H60ZM241 214H242V217L244 216V220H242L243 218H241ZM255 214H257V215H255ZM10 217L11 216V218H8V216ZM21 215H23V216H21ZM31 217H30V216ZM42 215H43V218H42ZM51 215V216H50ZM233 215V217H236V216H234ZM248 215V216H247ZM252 217H251V216ZM18 216V218L19 219H17L16 217ZM29 216V217H28ZM46 216V218H44ZM55 216V217H54ZM61 216V217H60ZM240 216V217H239ZM14 217V218H13ZM22 217H26V219H27V222H26V219L25 218H23V220H24V222L22 221V220H20V219H22ZM58 217H59V219H58ZM105 217V218H104ZM104 217H102V219H108V217L107 216H104ZM107 217V218H106ZM257 217V218H256ZM259 217V218H258ZM5 218V219H4ZM30 218V219H29ZM38 219V223H35L34 222V220L37 222V219ZM49 218H51V219H48ZM57 218V219H56ZM62 218V220L63 221H61L60 219ZM246 218V219H245ZM12 219V220H11ZM17 220V223H16V220ZM29 219V220H28ZM32 219V220H31ZM34 219V220H33ZM53 219V220H52ZM54 219L56 220V221H54ZM64 219H66L65 221H64ZM240 219V220H239ZM249 219L250 220H252L254 223H256V224H254V223H252V221H249ZM15 220V221H14ZM19 220V221H18ZM31 220V221H30ZM247 220H248V222H247ZM258 220V221H257ZM21 221V222H20ZM28 221L29 222H31V223H28ZM43 221V222H42ZM60 221V222H59ZM238 221V222H237ZM47 222V224H45ZM50 222V223H49ZM62 222V223H61ZM81 223H83V222H85V224L84 225H89L90 223H89V221H80ZM251 222V223H250ZM258 222V223H257ZM14 223H16L15 225H14ZM22 223H24V225H22ZM54 223H56V225H55V227L57 228V230L59 229V231L60 230H62V232L60 231V234H58L59 233V231H58V233H54ZM59 223H60V225H59ZM67 223V224H66ZM89 223V224H88ZM9 224V225H8ZM31 224V225H30ZM41 224H43V225H45V226H43V225H41ZM51 224V225H50ZM59 226H58V225ZM70 224H72L71 222L69 223V225L68 226H70ZM235 224V225H236ZM243 224H245V225H243ZM248 224H249V226H248ZM253 224V225H252ZM34 225V226H33ZM41 225V226H40ZM47 225H49V226H47ZM53 225V226H52ZM252 225V226H251ZM255 225H257V226H255ZM22 226H24V227H22ZM32 226V227H31ZM66 226V227H65ZM244 226H245V228H244ZM251 226V227H250ZM20 229H19V228ZM42 227V228H41ZM47 227H49V230H48V228ZM50 227L52 228V227H54L53 228V231L50 229ZM238 226H236V228H237ZM262 227V228H261ZM33 228V229H32ZM43 228H45V230L43 229ZM56 228H55V231H57L56 230ZM61 228V229H60ZM68 228V229H67ZM30 231H29V230ZM35 229V230H34ZM46 229H47V232H45V233H43L44 231H46ZM238 229H239V227H238ZM238 229H236V231L237 232H239L240 230H238ZM259 229H262V230H259ZM22 230V231H21ZM33 230V231H32ZM64 230V231H63ZM28 233H27V232ZM43 231V232H42ZM79 231H81V232H79ZM261 231V232H260ZM23 233V235H22V233ZM25 232V233H24ZM49 232H52V233H54L53 235H55L56 234V237H59L60 239H58V238H55V236H53V237H48V236H52V233H49ZM241 232V231H240ZM244 232H246V231H244ZM18 233H19V236H18ZM21 233V234H20ZM33 233V234H32ZM35 233H37V234H35ZM49 233V234H48ZM62 233H64L63 234V236L61 237V234ZM70 234V236H68V235H66V234ZM75 233H77V235L75 234ZM83 233V234H82ZM25 234V235H24ZM26 234H28L27 235V239H26ZM29 234H31L30 236H29ZM41 236V237H39V235ZM43 234V235H42ZM46 234V236H44ZM51 234V235H50ZM87 234V235H86ZM20 235H22V237L20 236ZM35 235V236H34ZM37 235V236H36ZM79 235V236H78ZM82 235V236H81ZM84 235H86V237H84L83 238V236ZM18 236V237H17ZM23 236H25V238L23 239ZM66 236V237H65ZM71 236H73L72 238H70ZM74 236L77 238H74ZM81 236V237H80ZM262 236H264V235H262ZM39 237V239H35V238H38ZM63 237H65V238H69L68 240H66L65 238H63ZM78 237H79V239H78ZM44 238V239H43ZM46 238V239H45ZM52 238V239H51ZM14 239H16L15 240V243H14ZM23 239V241H21ZM43 239V240H42ZM48 239H51L50 240V242L48 241ZM53 239H54V241H53ZM56 239V240H55ZM67 241L66 243H64L65 242V240ZM83 239V240H82ZM85 239H86V241H85ZM19 240V241H18ZM27 240H31V241H28L27 242ZM70 240V241H69ZM82 240V241H81ZM16 241H18V242H16ZM35 241V242H34ZM61 241H63V242H61ZM69 241V242H68ZM27 242V243H26ZM47 242H49V243H47ZM52 242V243H51ZM71 242V243H70ZM76 242H77V245H76ZM87 242L89 243V244H87ZM237 242L238 243H240L241 242V239L238 241L237 240ZM237 242H236V244L234 243V245L233 246H237L238 244H237ZM13 243V244H12ZM17 243V244H16ZM22 243H23V245H22ZM40 243V244H39ZM42 243V244H41ZM45 243H46V245H45ZM58 243V244H57ZM60 243H62V244H60ZM75 243V244H74ZM86 243V245H87V247H85V244ZM261 242H258V245L260 244ZM30 244V245H29ZM56 244L58 245V247H55L56 246ZM59 244L62 246L61 248L59 247ZM74 244V245H73ZM79 244V245H78ZM262 244V245H261ZM259 246H260V248H264V242H262ZM19 245V246H18ZM22 245V246H21ZM26 245H29V247H27ZM33 245V246H32ZM35 245H36V247H35ZM44 245V246H43ZM47 245H49L50 246V248L51 249H53L52 251H51V249L47 246ZM55 245V246H54ZM65 245V246H64ZM72 245V246H71ZM84 245V246H83ZM24 246H26V249H24L25 247ZM32 248H31V247ZM70 246V247H69ZM74 246V247H73ZM91 246V245H90ZM24 247V248H23ZM43 247V248H42ZM44 247L46 248V249H44ZM54 247V248H53ZM41 250H40V249ZM47 248H49L50 249V251H48V249ZM58 248H60V251L58 250ZM71 250H70V249ZM72 248H74V249H72ZM246 248V247H245ZM22 249V250H21ZM34 249V250H33ZM38 249V251H36ZM44 249V250H43ZM57 249V250H56ZM64 249V250H63ZM66 249V250H65ZM24 250V251H23ZM73 250V251H72ZM255 249H251L250 251L251 252H253V254H256V250L254 251ZM36 251V252H35ZM44 251H45V253H44ZM46 251H48V252H46ZM56 251H59V252H56ZM63 251H66V254H65V252H64V254H63ZM112 250H110V249H106V251H105V254H116V253H118V251H116V250H114L113 252H111ZM43 252V253H42ZM51 252V253H50ZM54 254H53V253ZM67 252H73L71 255L69 254V253H67ZM76 252V253H75ZM35 253V254H34ZM49 255H48V254ZM56 253V254H55ZM59 253V254H58ZM16 254H17V256H16ZM19 254V255H18ZM26 254H28V255H26ZM46 254V255H45ZM53 254V255H52ZM80 254V255H79ZM26 255V256H25ZM38 255H40V256H38ZM42 255V256H41ZM47 256V257H45V256ZM56 255H57V257H56ZM64 255V256H63ZM94 255V254H93ZM15 258H14V257ZM21 256V257H20ZM30 256V257H29ZM55 256V257H54ZM77 256V257H76ZM20 257V258H19ZM24 259H23V258ZM26 257H27V260L29 261V263H28V261L27 260H25L26 259ZM38 257H42V258H38ZM45 257V258H44ZM53 257H54V259H53ZM71 257V258H70ZM82 257V258H81ZM86 257V258H85ZM22 258V259H21ZM29 258V259H28ZM31 258V259H30ZM78 258V259H77ZM95 258V259H94ZM4 259L6 260V261H4ZM15 261H19V262H15ZM40 259H42V260H40ZM46 259V260H45ZM58 259V260H57ZM77 259V260H76ZM3 260V261H2ZM13 260V261H12ZM34 260H35V262H34ZM70 260V261H69ZM10 261H12V262H10ZM32 261V262H31ZM42 263H41V262ZM69 261V262H68ZM73 261V262H72ZM25 262H27V263H25ZM75 262V263H74ZM94 262V263H93Z\"/></svg>","mask_w":264,"mask_h":264}]
</instances>
